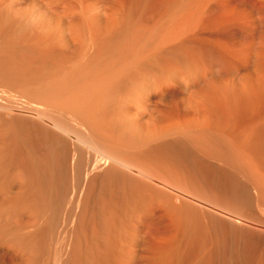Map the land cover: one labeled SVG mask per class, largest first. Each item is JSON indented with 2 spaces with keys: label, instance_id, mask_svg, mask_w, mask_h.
<instances>
[{
  "label": "bare ground",
  "instance_id": "1",
  "mask_svg": "<svg viewBox=\"0 0 264 264\" xmlns=\"http://www.w3.org/2000/svg\"><path fill=\"white\" fill-rule=\"evenodd\" d=\"M41 1L43 2V5L40 4L42 2L38 3L35 1V3H34L35 5L39 6L38 7L40 9L39 12H41V13H38V12L36 13L35 11H32V9H30L29 7L28 8L30 10L28 11L27 6L25 8L23 6H19V4H18V6H16L15 4H17V3L12 4L13 0L12 1L8 0V2H11V4L9 3L10 5L7 3V1L0 0V84H1V86L4 85L3 83H5V84L7 83L6 85L10 84L13 86H17L22 90V92L26 96L25 99L22 100V105L19 106L20 109L14 108V110H17L20 113H8V112L0 111V245L3 248H7V251H9V249L11 251H13L12 253L10 252L11 256L14 255L12 257H15V254H16L17 258H19V259L21 258L20 261H17V262H14L15 260H13L14 264H98V263L102 264L103 261L97 262L98 256H96V254H94L93 252L96 250L103 252L106 247H103L104 250L101 247L106 246V244H107L106 243L104 245L103 243H105L109 239L111 242H109V240L107 242L113 244V240H111V239H114L116 237L115 235L112 237V236L108 235L107 233L105 235V231H107L109 234H112V232L109 231V228L111 230V227H113L114 225H115V227H113V228H115V229L117 228L116 229L117 231L118 230L123 231L124 227L122 229L120 224L122 223V221H124V223H125V221H126V223L128 222L126 219L119 220L120 218L119 219L117 218V216L121 217V215H118L120 213H117L116 209H115L116 212H113V210H112V212H110L111 216L113 217V222H114L113 226H112L113 222H111L110 217L107 216L109 214V212H108L109 208H107V207H109L108 205H110V204L112 205V199L111 198L113 195L112 190H114V189L110 190L109 188L111 187V185L109 184L110 187H108L109 185L106 184V185H108L107 186L108 188L106 187L107 191H108V189L110 191H112V194H110L111 198L108 197L111 199V201H110V199H108V201L111 202V203H109L108 201H104L105 199H107V196H109V195L106 196L105 194H103L104 196H106V197H103V199H101L102 197L100 198V195H99V197L97 196L99 194V192H101V193L105 192V191L103 192V190H104L103 186H106V185H104V184L101 185L102 190L99 188L100 186H98L99 190L95 189L96 186L93 188V189H95V192L99 191L98 193L96 192L97 195H96V193H94L98 197L95 200L98 201L100 199L101 200L100 202L104 201V202L109 203L106 207V204H104V202H103V204L105 205V208L108 209V210L106 209V211L104 210V208H102V207H104V206H102L103 205L102 203H100V206H102V207H98L99 209L94 208L95 210H98V211L104 210L105 212H108L107 215L103 211H102L103 215L101 212H100L101 214L98 213V215H100V217H101L100 218L101 221L103 219L102 216H104L105 218L108 217L106 219L104 218V220H103L104 223H105V221H107L105 223V226H108L107 230L105 229L106 227L103 228V226H102L103 223L98 224V226H100V228L97 229V224L95 223L97 221L95 219V217L97 216L96 211H95L96 215L94 216V218H92L93 216L87 217V215H88V211H87L86 216H84L85 213H84V215H82V216H84L83 218L86 220V217L89 219L91 217L92 218V221L90 219L91 222L96 220L95 222H93L96 226L94 224L93 225L96 227L95 229H97V230L94 229L95 231H93L92 229L94 226L91 223L92 226H89V227H92V229H90L91 233L89 234L88 232H90V231H88L89 229L87 228V225H89V224H87V222L85 223V221L83 219L80 220L79 217L76 218V215L78 214L77 209H78V206L80 205V201L82 200V196H84V195H82V193L84 191V187L87 186V191H88L89 190L88 187L91 184H93V182H96V180L99 177L101 179L103 178L102 181L104 182L105 179L110 178V176L112 175L113 177H115L113 179L116 180V178H117L118 180H120V182L123 181V183L119 182L120 184H125L124 186L123 185L119 186V183L116 185L115 182H117V180L115 181L111 178V180L114 181L113 182L114 184L112 186L116 185L115 187L118 186L119 188H123L125 191L126 189H128L129 184L132 181V180L130 181V176H129L130 172H132L133 174L137 173V175H141L143 177V178L142 177L140 178L141 180L144 179V177H146V179L150 178V179L154 180V182L157 185L152 184L151 180L147 179V181H149L151 183V185H153V187L154 186L159 187V185H161L164 187V189L167 187L168 190L170 188L171 190L175 191L174 193H172L170 195L169 193L172 192L171 190L167 191V189H166V191L165 190L160 191V189H158V187L155 188L154 190L158 189L157 191H160V193L162 195V197H161L162 199H161L158 196L156 197L157 194L160 195L159 192L157 193L156 191L152 190V187H151V190L154 191L155 196L153 194V195H151V199H149L150 198L149 194H152V191L149 190V192H150L149 193L146 191L147 188L145 189V186L142 187L143 184H145V182H147L146 179H144L145 180L144 182H142L141 184L139 183L137 185V183L140 181H138L139 178L137 177V175L134 174V178L135 179L138 178L137 180H135V181H138L135 183L136 188L139 187V185H141V187H142V189H141V187H139L140 189L138 188L139 190H137V193L138 192L139 193L137 195L139 197V195H141V192H143L144 195L143 194L142 195L144 196V198L141 195L140 197H142V199L139 197L140 199L137 201L138 197H137L135 192H134L133 196L130 195V197H129L128 194H125L124 191H122L123 189L122 190L120 189L123 193L121 196L122 200L121 199H119V200L124 202L125 201L124 199H126L128 196V198H130V200H128V198H127L126 200H128V201H126V202L129 203V201L132 202L131 199L137 198L136 201L138 202V204H136L137 202L135 201V199L132 203L135 202V205H137L139 207L141 206L140 208L135 207V205L132 204L134 207L133 208L131 206V203L127 204L126 202H124V204L126 203L127 205H130L134 211H137L135 209L138 208V211L135 214H138L139 216H141L142 214L144 215V213L147 212V209L153 208V207H151L150 202L155 201V199H154L155 197H156L157 201H155L154 203L152 202V206L154 205L153 209H157L155 206H159V205L161 206L162 205L160 203L157 204L158 198H160L161 200H163L162 202H164L163 198L166 196L165 192H169V193H167V196H166L167 198L165 197L167 199V200L165 199V204H167L168 202L170 203V201L174 197H175L174 198L175 200L174 199L173 200L176 201V199H178L182 196H186V197H182L183 199L181 198V200L184 202H186L185 200H187V202H188V199H189V202H191V205H187V202H186V205L183 204V206H181V208H178L179 205H182V203H183L180 199H178L177 202L180 200L182 203L180 202V204H179V202H178V204H179L178 206H174L175 204L171 205V203H170L171 207L169 204H168L169 206L166 205V206L170 207L169 208L170 211L172 210V212H170L168 210V212L166 213V210L168 209V207L165 209V207H163L165 205L163 204V206H161L162 209H165V212L163 215L166 214V217L170 216V220L171 219L177 220V218H178L177 216H179V215H181V216H179L180 220L185 219L186 216L189 217L190 213L193 214L192 211H193V209H195L193 207L198 208V204L200 203L199 205L200 206L204 205V207H206L205 208L206 210L210 209L212 211L214 210V212L216 211V213H213V212L211 213V212H209V210H207V213L209 212L210 214L208 213L209 215H208V217H206V219H210L209 220L210 224H211L213 230L216 232V234H218V236H216V237L213 236V238L214 237L216 238L215 241H213L214 239L209 234V233H211V229L209 231V227L207 226V223H204V224L207 227V229H206V227H205V229L208 230L209 233L206 230L202 229V228H204V226H202L203 221L199 219V218H202L204 220V218L202 216L197 218L200 221H198L196 219V216H195V219H192V216L189 218L188 217L186 218L187 220L190 219L189 223L187 222L189 225H193L194 222L197 220L200 224H197L196 223L197 221H196L195 222L196 223L195 225H197L196 227H198V226L200 227V225L202 227V228L198 227V229L195 227V229L197 231L195 229H194V231L197 233V235H196V233L192 232L193 235L194 234L196 235V236L194 235V238L191 236L193 239H191V237L189 236L191 234V231L193 228H191V226L187 227L188 226V224L186 223L187 220L186 221L182 220L185 222H183L181 225H180V223L177 225V223H175V221H173V222L178 227L182 226L183 224H187V226L184 225V227L186 226L188 232L191 230L189 232V234H187L188 232L186 229L182 230L181 227H179L181 229L172 228L174 231L176 229L177 231L182 230V232H184V234L186 232V234H187L186 239L190 237L192 242L195 240H196L195 242L199 241L198 235L200 236L199 233H201V232H202L201 238L205 237V238H203V239H205V242H207V240L208 241L211 240V239H207V238H209V237L212 238L213 239L212 241L215 243H213V245H211L210 242H207V244L210 246H214V244H215L216 248L214 247L215 248L214 249L212 247V249H214L213 251H215L216 255H219V259H218V257L214 256L217 258L216 262H218V260H220V258H221L220 256H222V259L225 258V260L223 259L224 260L223 264H225V261H227V260H228V264L229 263L230 264H232V263L233 264L234 263H236V264H249V263H254V262L256 263L258 261V260L254 261V260L258 259L256 257V255H255V257H256L255 259H253L252 257L250 258V255H248L247 252H246L247 255L244 253V251L241 253L239 251L240 249L237 250L238 247L236 248V246L240 245L238 243L242 242V240L247 236V235H244V232H246V230L243 229L244 227H246L245 225L247 224L246 228L249 231V232L247 231L246 233H251L252 229L250 230V228L254 227L252 225L248 226V223H246V222L249 219H250L249 221L257 219V218H255L256 216L252 217L254 219L250 218L247 215V213L250 211L255 212L257 209L256 207H258L257 206L258 202H260L259 204L264 203V202L261 203V199L264 198V197H262V196H264V194L258 195V194L253 192L254 190H252V188H254V184L249 179L247 172L244 168V165H246L248 162L246 164H245V162L241 163V162L245 161V156H249V155H247L250 152L249 148H251V150L252 149L258 150L260 152V154L263 155V158H261L262 156L260 158L264 160V119H262V120L260 119L262 116L264 117V114L260 112L262 116H258V117H260V118H258L254 114L255 113L254 111H256V109L258 110L257 107H254V109H255L253 111L254 113L251 112L252 110L251 111L249 110L251 112L252 116L254 117V115H255V117H257L259 119L258 121H261V122H258L256 124L254 121H256L257 119H255L253 122L256 125L254 123H253L254 125L251 123L253 125L251 127L252 128L254 127V128L250 129V131H248V127H247L248 122H247L246 123L247 125L246 126L243 125V127H245L244 129H246L245 133L248 131V133L250 132L251 135L249 133V135L248 136L246 135L247 136L246 137L245 133H243L245 139L243 140L242 139L243 136H242V138H241L242 141H239L240 139L238 137H237L238 140H235L236 138L232 139L235 136V135H233L232 130L235 129L236 131L235 130L234 131L236 133L238 131V128L234 127V129H232V130L228 129V131L226 129H227V127L229 128V126H231V123L235 124V121H236L235 119H237L238 117L234 118L235 121L233 119H230L229 117H227V119H225V117L230 115L231 113L232 114L234 113L233 116L230 115L233 118L234 116H237L240 112H238V114H236L237 110L231 109V110H233V112H231V110H229V109L227 110V107H228L226 105L227 100L224 99V101L226 100L224 102L223 101L224 97L223 98L221 97L222 93L218 92L219 97L222 98V101L225 104V105H223V103H222L223 107L225 106L226 110L228 112L230 111L229 112L230 114L228 112H227L228 114H226V112L223 111V113H225L223 115H226V116L221 115L220 117H218V114H216L217 112L215 111L216 112L215 114H216L218 119L221 120V117H224V118H222L223 121L226 120L225 122H223L224 124L220 123L221 122L220 120L218 121L222 125H226V124L228 125V126L226 125V127L223 126L224 129L222 128V125L220 126L218 124V122L216 124L212 123L213 125H207V124H210V123L206 124L207 121L205 122V120L207 118L204 119V122H205V125H204L203 124L204 122L200 121L201 119L203 120L202 117H201V119L200 118L198 119L200 123L202 122V124H198L199 122H196V120H197V117H196V120L195 119L193 120L196 122V124L194 123V125H191V124H193V122L191 120L193 118L189 117L190 123H188L186 120V122L184 124H186L187 126L182 127L180 125H182L183 123L182 124H180V123H181V121H184V119L182 118V120H180V122H178L177 119L179 116L177 115L176 122H178V123H176L174 117L177 113H174V115L166 114V116L167 115L171 116V117L173 116V119L171 118V120H174L175 123L172 121L173 123L169 124L170 121H168L167 122L168 124H166V118L167 117H165V115H163L165 117L163 119H165L164 121H165L166 125L164 123H163V125H160V123H159V125L161 126V128H159L160 126L158 127L159 130L156 129L155 131H147L146 134H143L141 136L140 133L143 130H148V128L146 126H144V124L142 123L143 122V121H141L142 118L140 119L139 118L140 116L138 117L139 114H137L135 116L133 114L132 117H128V113H127V115L125 114L126 118L121 116V114L123 112L119 115L117 113L118 111L115 110V108H118V107L114 108V105L118 103L115 100H118V99L123 100L124 97L127 98L126 96L122 97V95H125V94H127V92H129L130 94H133V95H135V97H137V98L132 97L129 94V97L131 99L136 100V101L135 100L133 101V102H136V104L135 103L133 104V105H135V108L138 109V106H136V105H137V103H139L138 105L141 106L140 110L142 112L143 109H141V108L143 106H145V107H143L144 111H145L149 107L146 104H153L156 102L157 99L156 100L154 99L155 102L152 101L153 103L145 101V102H148L145 104L141 100H144L146 97L148 98L149 95H150L149 97H152L151 95H153V94L151 92V89L158 90L159 93H161L163 91L162 87L166 89L167 85L165 86L164 84H168V83H170V81L172 83L171 78H172L173 74H175V76L173 75V78H175L177 76L176 73L179 74V72H180V74H179L180 76L184 75L182 77L178 76L179 77L178 79L176 77V79H174V80H177V81H181L183 79V77H184L185 81L192 79V77H193L195 80L194 79H192V80H194L196 82L197 80L199 81V79L201 78L202 84L204 85L203 88L204 89L208 88V86H209V88H211V90L209 92H215L216 91L218 86H220V84L222 83V81L220 80L221 78L219 79L221 82V83L219 82L220 83L219 85L216 82H214L217 80L212 81L211 77H210L211 80L207 77L209 79L208 81H210V83H208L207 81L204 82L205 79L207 80V78H205V76L207 75L206 73L208 71L206 69V65H205L206 59L204 58V62H202V60H201V63H203V64H202V66L198 67L201 64L199 61L200 59L195 57V56H197L196 54L198 52L197 53L194 52V50H192V49L195 47L192 46L193 48L191 49V51H192V53L194 52V54H193L194 59L193 58L192 59L194 61H198L199 64L198 63L196 64L194 62L196 64V67H195L194 63H190V62H193L190 59V56L192 55V53H189V52H191L190 49L187 50L189 52L185 51L186 53L184 52V49H183V48H185L183 46H186L185 50L188 49L190 43L187 42V44H189V45H186L185 44L186 42L183 43V41L185 40L183 38V36H181V38H183L182 39L183 41H181L182 44L178 40L175 42L173 40L174 44L172 45L171 44L172 42L169 44L171 46H174V47H170V46H167V45L162 43V41L165 42L166 39L161 40L159 43H158V40L156 43H155V40H152L153 38L155 39V37H156L154 35L155 30L153 28L154 33L152 31V33H153L152 35L155 37L152 36L153 38H151V37L150 38L154 43L151 40L146 39L144 36V38L148 41V44H142V43H144V41H142L143 37L141 38L140 33H139L141 31H137V29H136V27H138L140 25H137L135 23V27L134 26L132 27L131 25L128 24L129 28L130 27L132 28L131 30H129V28H127L128 25H126V27L123 26V27H125V30H122L124 28H122V29H121V27L119 28V26H121L119 24L120 19H121V21H124L122 19H124L126 17L125 13L128 11V8H127L126 12L124 11L125 12L124 18L123 17L120 18L121 16H118L120 10L117 12V9H116V11H115V9L111 10V13L108 12V16H106L107 14L105 15L104 14L105 12H104L103 17L106 16V18L107 17L108 18L106 19L107 23L106 24L104 23V25H103L101 21L104 19L101 20V15H100L101 12H94L93 13V11H92V14H91V11H90L87 13L88 16L86 15L85 12H87V10L85 9V7H87V6L84 4L85 2L83 0H82L83 3L80 0H77L79 3H81V5L77 4L75 0H41ZM4 3H7L8 6H6ZM132 4H134V2L131 3V5ZM4 5L7 8L9 7V10H7V8ZM129 7H130V5H129ZM176 8H174V9L176 10ZM84 9H85V11H84ZM90 9L93 10L91 7H90ZM90 9H88V10H90ZM131 9H133V8H131ZM179 11H180V9H179ZM128 12L133 13V10L128 11ZM192 13H194V12H192ZM89 14H90V17H89ZM116 15L118 16L117 17L118 20L116 18ZM120 15H123V14H120ZM131 15L129 16V18L131 17ZM173 17H175V16L173 15ZM177 17H178V15H177ZM189 17H191V16H189ZM86 18H88V19H86ZM126 18H128V17H126ZM166 20H168V19H166ZM169 20H171V18H169ZM169 20H168V22H169ZM179 20H181V19H179ZM129 21H130V19L126 22H129ZM171 22L172 21H170V23ZM187 23H188V19H187ZM130 24H132V22ZM168 26H167V29H168ZM170 26H171V24H170ZM140 28H142V26ZM185 28H187V27H184V29ZM133 29L136 31L135 33H137L136 35H138L139 41L141 39V42H142L141 45H140V43L137 42V44H136L137 47H135L133 44L131 45V42L130 43L128 42V44H127V41H128L127 38H129L128 36L133 34L132 36H130L132 39L129 38V39L133 40V43L135 41V38H137V37H134V30ZM142 29L144 30V28H142ZM155 29H157V28H155ZM160 29H162V28H160ZM160 29H159V31H158V29L156 31H158L160 33L167 31V30H164V28H163V31H160ZM184 29H182V32ZM151 30H149V31H151ZM86 31H89L87 33L90 34L89 37L91 38V41H92V42L90 41V44L93 43V45H97V46H95L96 50L93 54H90V51H91L90 46H93V45H89L90 51H88V49H87L88 45H87L86 40H87V38L89 40V37L85 36L87 34ZM130 31H132V34H130L131 33ZM177 31L179 32V30H177ZM128 32H129V35H128ZM144 32H143V34H144ZM182 32H180V33L182 34ZM157 33H155V34H157ZM167 33L165 35H167ZM143 34H142V36H143ZM150 34H151V32H150ZM179 34H178V36H179ZM183 34L185 35V33H183ZM145 35H147V33ZM172 36L174 37V35H172ZM176 36H177V34H175V37ZM169 37H171V36H169ZM70 38L75 40L74 46H72V44H70L71 43ZM148 38H149V35H148ZM163 38L160 37V39H163ZM179 38H180V36H179ZM181 38H180V40H181ZM93 39H95V40H93ZM125 39H127V40H125ZM120 40H123V41L120 42ZM146 40H145V43L147 42ZM137 41H138V39H137ZM149 41L153 43L152 44L153 47L152 48L150 47L149 50H148L149 47L148 48L146 47L147 49L144 48V50L145 49L146 50H145V52H143L144 51V50H142L143 47L150 45ZM179 42H180V45H179ZM123 43H125V44H123ZM160 43H162V44H160ZM175 43H177V44H175ZM88 44H89V41H88ZM166 44H167V42H166ZM183 44H185V45H183ZM192 44L195 45V43H193V42H192ZM128 45H129V47L131 46V48H128ZM138 45H140V46H138ZM178 45H179V47H183L180 49L183 50V51L182 50L181 51L183 52L182 54H184V56L180 55L181 53H180V49H179ZM132 46H134V47H132ZM140 47H142V49ZM175 47H177V48L175 49ZM93 48L94 47H92V49ZM189 48H191V45ZM121 49L124 50V52L122 51L123 56L122 55L121 56L122 57L125 56V58H124L125 60L122 58L123 60L122 61L120 60L121 61L120 62L119 60H116L114 58L116 60L115 61L116 65L112 64V62L111 63L105 62L107 64L109 63L108 64L109 66L105 67V65H104L105 63H103V60L106 59V61H108L109 56H110V59L112 58L111 56L116 57L115 54L118 53L117 50H119V52H121L120 51ZM195 50L197 51V49H195ZM222 52H223V54L225 53V51H222ZM165 53H166V55H165ZM169 54H171V55H169ZM186 54L188 55V57L185 56ZM189 54H190V56H189ZM167 55H169V56H167ZM117 56H119V53ZM121 56H120V58H121ZM163 56L164 57L166 56L168 58L170 56L171 57L173 56L174 60L176 59V57L179 58V56H180L181 58H179V59L180 60L182 59L181 62L186 61L187 66H185L184 64H180V63L174 64L175 67H173V68H175V71H176V69H178L177 71H179V72L176 71V73L170 74L169 72L171 70L169 69V65L166 64L168 67L165 65L166 72H164L165 69L163 67L164 65H162V64H165L164 61H166V60H164V59H167V58L163 59ZM193 56H191V57H193ZM219 56L224 58L223 56H221V54ZM242 56L243 55H241V57ZM106 57H108V59ZM171 57L169 58V60L171 59ZM182 57L183 58L187 57L188 60H186L187 58L186 59L184 58L185 59L184 60ZM120 58L118 57V59H120ZM236 58H238V57H236ZM236 58L234 57L235 60H236ZM256 58H255V61H257V59H260V58H257V59ZM160 59H163L164 61H161ZM177 59L173 62L177 63V61L179 60V59L178 60ZM246 59H247V57H246ZM171 60H173V59H171ZM180 60L178 62H180ZM219 60H221V59H219ZM224 60L225 59H223L221 61L223 62ZM227 60L228 59L226 58V62L224 61L226 63L225 66L230 65V64H228ZM229 60H231L229 62L233 66L235 64V63L232 64L233 62H235V60H233V54H232V59L229 57ZM117 61H119V63ZM239 61H240V59L238 60V63H240ZM255 61L252 62L253 66L255 65V67L258 69L262 68L261 67L262 64H260L261 61H259V60H258V62H255ZM113 62H114V60H113ZM162 62H164V63H162ZM188 62L190 64H193L195 70H194V68L193 69L191 68L193 66L188 65ZM224 62L221 65L222 67H224L223 69H226L228 67L230 70L233 69V67L231 65L230 66L232 68H230V66H228V67L223 66ZM170 63H168V64H170ZM100 64H102V66H104V68H101ZM177 65H179L178 68L176 67ZM180 65H182V66H180ZM238 65L236 64V66H238ZM236 66L234 65V71L239 74L240 72H237V70L239 71V69H237L238 67H236ZM182 67H185V69L187 67H190V69L188 68L189 70L186 69V72L187 73L189 72L188 74H190V72H191V78L189 77L188 74H185L184 68L182 69V71H183V74H182V71H180ZM201 67H203V68H201ZM196 68H197V70H196ZM139 69L140 70L143 69V72L146 69L145 72H146V74L149 72L148 74L150 75V78L147 77V76H149V75H147L146 76L147 78H145V80H144V76L142 75L144 73L139 72L138 71ZM160 69H162L163 71H161ZM171 69H172V66H171ZM200 69H205L204 70L205 72L202 70L200 72ZM229 69H228V71H229ZM255 69H254L255 72L259 71V73L264 74V72H262V70L264 71V69H262L261 71L258 69H256V70ZM91 70L92 71L97 70V72L96 71L92 72ZM156 70L161 71L160 73L164 72L165 75L164 76L161 75L162 77H159L160 73H157L159 71H156ZM173 70L171 72H173ZM191 70L192 71L194 70L193 72H196V74L194 73L195 74L194 76L196 78L192 75L193 72ZM226 70L222 71V74H221L222 76H223V72H225ZM155 71H156V73H154ZM234 71H232V73ZM151 72L153 73V75L159 74L156 77L157 80L153 78V77H155V75L154 76L151 75L152 74ZM203 72H204L205 76L202 75ZM235 72H234V74H235ZM137 73H140V75H142V77L140 76L141 80L143 79L144 81H146V80H148V78L149 79L152 78V80L154 79L155 81H157V83H155V81L153 80L151 82L152 83L154 82L155 86H153L154 84H152L151 82H150L151 83L150 84L149 82H144V81H141V83L139 84L138 80L140 81V78L138 77L139 74H137ZM166 73L168 74V77L171 76V78H168L166 76L167 75ZM229 73L227 74V76L230 75ZM238 74H237L238 78L240 76H243L242 73H240L241 74L240 76ZM197 75H200V78H197ZM247 75H249V73ZM222 76H220V77H222ZM256 76H259V75H257V73H256ZM223 77L226 78L225 76H223ZM260 77H263L262 80L264 81V75L263 76L260 75L257 78V80H259V84H260V80H261V79H259ZM159 78H161V79L159 80ZM243 78L247 82L249 80V78H253V76L248 77L247 80H246V77H243ZM131 79L133 80L132 81L133 85L131 83H128L129 85L130 84L132 85V87L131 86L129 87L127 82H128V80L131 81ZM166 79L168 81L169 80L170 81L168 82V81H166ZM227 79H228V77H227ZM240 79H241V77H240ZM240 79H239V81H241V83H242L244 80H240ZM225 80L226 79H224V81ZM250 80H252V79H250ZM255 80L253 79V81H255ZM257 80H256V82H258ZM148 81H150V80H148ZM164 81H166L168 83H165ZM190 81L189 82L186 81L187 83H185L184 81L182 82V83H185V86L187 85L185 88H187V87L189 88L192 85L190 88L193 90V87L196 86V85L194 86L193 84H197V86L200 85V84H198L199 82L195 83L193 81L194 82L193 83L191 81V83H193V84H190V86H189L188 84L190 83ZM227 81H228V84L226 85V87H228L230 84V82H229L230 78H229V80H226V83H227ZM232 81L233 80H231V82ZM253 81H250V82H253ZM175 82L176 81H173L174 84H175ZM212 82L217 84L218 86L213 84ZM145 83L147 85H145ZM148 83H149V85H148ZM204 83L208 84V86L206 87V84H204ZM243 83H245V82H243ZM262 83L263 82H261V84ZM223 84L224 83H222L221 85H223ZM235 84H236L235 82H234V84L233 83L231 84L233 86V88H235ZM237 84H238V81H237ZM261 84H260V86H261ZM214 85L216 86V89H215ZM145 86H148V87H145ZM224 86H223V88L220 87V91L222 92L223 89H226L229 92L230 86L228 87L229 89L224 87ZM241 86L244 87V85H241ZM260 86L256 87V89H255V87H254V89L252 88L254 93L250 92L251 96L246 95L244 97V99L245 98L247 99L248 96L251 98L252 94L256 95L258 92L257 88H260ZM263 86H264V83H263ZM236 87H239V86H236ZM246 87H248V83L244 88L241 87L242 90H240V88H238V89L240 90V92H242V91L244 92L246 90H243V89H245ZM124 88H128L130 90L127 91L125 89L126 90V91L124 90L125 93L121 94L120 92ZM145 88H146V90H145ZM147 88H149L150 91H147V90H149ZM188 88H187V91L190 90ZM196 88H197L196 90H198V87H196ZM213 88L215 89V91H213L214 90ZM233 88H231V89L234 90ZM250 88L251 87L249 86L248 89L250 90ZM261 88L264 89V87H262V86H261ZM236 89L237 88H235V90L233 92L237 91ZM263 89H261V90H263ZM200 90H201V88L199 89V91ZM254 90L257 91L256 94H255ZM0 91H2V90H0ZM141 91L142 92L147 91V92L142 93ZM158 91H156V93ZM217 91H219V89H217ZM217 91H216V93H217ZM250 91H252V90H250ZM117 92L120 93L122 98H120V95H117V97H115ZM149 92L151 94H149ZM193 92H195V91H193ZM223 92L228 93L227 91L226 92L223 91ZM240 92H237V94L238 93L240 94ZM259 92H258L259 95L258 94L257 95L261 97L262 95H260L261 93H259ZM113 93L115 95V96L113 95L115 97V100H114V98H112ZM119 93H117V94H119ZM141 93L145 94V95L148 93L149 95L146 97H145V95H141V96H143V99H142V97L140 96ZM153 93L156 94L155 91H153ZM159 93L156 95H158L157 98H159V99L161 98L159 102L162 105L164 103V101L162 102V100L165 96L161 97L162 93H161V95ZM202 93H203V95L201 94L202 96L205 95L208 98L212 99L211 101H210V99L207 100V104L209 102H211V103L214 102V105L212 104V105H210V107L216 106L215 103L217 101L215 100V97H218V95L216 93L215 94L217 96L213 95V93H212V95L210 93L211 96H209L208 92L205 93V90L203 91V89H202ZM247 93L244 92V94H247ZM262 93H264V92H262ZM163 94H166V92H163ZM188 94L191 95L192 92L190 93L188 91ZM196 94H200V93L198 92ZM220 94H221V96H220ZM229 94H230V92H229ZM231 94L233 95L234 93H232V91H231ZM231 94H230V97L225 96L228 94H223V96H225L226 98L228 97L227 98L228 102H231V100H232ZM237 94H234V95H236V97L234 98V101H235V99L237 100V101H235V102H238L237 108L238 107L240 108L241 104L238 106L240 97L237 98L238 97ZM244 94H241V95H244ZM159 95H160V97H159ZM200 96L197 95V97H200ZM212 96H214V97H212ZM139 97H141V99ZM190 97H192V99H193L194 95H191ZM190 97H189V99H190ZM256 97H254V98H256ZM262 97L260 99L258 97L259 101L264 98V97L263 98ZM111 98L114 101V105H112V102H111V104H109V101ZM130 98H129V101H130ZM194 98L196 101L199 100V102L197 101L198 104L201 103L200 100H202V102H205V100H203L202 97H200L201 99L200 98L197 99L196 97H194ZM204 98L206 99V97H204ZM221 98H218V99L220 100ZM127 99H125V100H127ZM148 99H150V98H148ZM258 99L256 98V100H258ZM122 100L119 103L121 104V102H122L123 105H124V103H127V101H128L127 100L125 102V100H124V103H123ZM240 100L242 101V99H240ZM245 100H244V102H245ZM248 100H250V99L248 98ZM193 101H194V99H193ZM241 101H240V103H241ZM253 101L255 102V100H253V98H251V102H253ZM259 101H257V102H259ZM130 102H128L127 104H129ZM133 102H131V103H133ZM157 102H158V100H157ZM235 102H233V103H235ZM246 103H250V102H246ZM142 104H144V105L142 106ZM198 104L195 103L196 106ZM203 104H200L201 106L198 105V106H200L198 108L199 109L202 108L204 106ZM257 104L252 103L250 105L255 106ZM110 105H112V106H110ZM123 105H122V107H123ZM155 105L153 104L154 109H155V107L158 106V105L157 106H155ZM187 105H189V104H187ZM187 105L185 108L188 109ZM222 105L220 103V106H222ZM248 105H247V107H248ZM250 105H249V107H250ZM259 105L261 107H263L261 105V103H259L258 106ZM124 106H126V105H124ZM127 106H126L127 108H131L130 104ZM146 106H147V108H146ZM192 106H193V104H192ZM192 106L190 108L194 109V107H196V106H194V107H192ZM217 106H219V105H217ZM244 106H242V107L245 108L246 106L245 107ZM111 107H112V109L114 108L113 112H112ZM151 107H149V109H151ZM159 107H160V104H159ZM206 107H209V105L206 106V104H205V108ZM233 107H234V105H233ZM261 107H260V109H261ZM198 108H197V110H198ZM205 108L203 107L204 110L203 109H201V110L203 112H205ZM213 108H214V110H217V109L221 110V112L218 110L217 111H218V113L220 112L222 114V108H217V109H215L216 107H213ZM228 108H230V107H228ZM241 108H240V111H241ZM243 108H242V110H243ZM132 109H133V107H132ZM156 109H158V108H156ZM156 109L152 111V115H156V114H153L154 111H155L154 113H158V111H156ZM164 109L166 110V108H164ZM210 109H212V108H210ZM249 109H252V107H250ZM121 110L122 109H120L119 113L121 112ZM159 110H160V108H159ZM165 110H163V112H165ZM197 110H195V111H197ZM207 110H209V109H207ZM246 110H245V112H246ZM259 110H258V113H259ZM262 110H264V108ZM129 111H131V110L129 109ZM167 111L168 110H166V112ZM179 111L180 110H178L177 112H179ZM202 111H201V114H202ZM183 112H185V111H183ZM198 112H199V110H198ZM210 112H212V111H210ZM262 112H264V111H262ZM125 113H126V110H125ZM148 113H150V112H147V114ZM160 113H161V111H160ZM160 113H158V114H160ZM220 113H219V115H220ZM171 114H173V113H171ZM178 114H180V113H178ZM196 114H197V112H196ZM208 114H210V113H208ZM213 114H214V112H213ZM251 114H249V115H251ZM122 115L124 116V113ZM157 115H156V117H157ZM202 115H204V114H202ZM207 115L205 113V116H207ZM197 116H199V114ZM156 117H153L154 122L157 121ZM207 117L209 118L210 115H208ZM253 117L250 116L249 118H251V120H253L252 119ZM160 118H158V119H160ZM148 119H147V121L149 122ZM209 119L211 120V117ZM167 120H168V118H167ZM210 120H209V122H210ZM228 120L229 121L233 120V122L230 121L231 123H229L230 124L229 125L227 123ZM161 121H162V118H161L160 122ZM239 122H241V121H239ZM244 122H241V123H244ZM156 123L157 122H155L153 124L154 128L157 127V126L155 127ZM236 123H237V121H236ZM238 125L239 124H236V126H238ZM238 127H240V125ZM243 127L241 128L242 131H244ZM230 128H233V127H230ZM249 128H250V125H249ZM225 130L227 132H229V130H230L232 135H231V133L228 135ZM242 131H240L239 133L242 134L241 133ZM193 132L197 133V137L199 134L200 135L199 138L202 137L203 139L200 138L202 140L199 139L200 140L199 141L198 138L196 137L195 138L196 141L198 140L199 142L197 141L196 143H194L195 140L193 141V143L190 142L189 141L190 138L188 139L186 137L188 136V133L195 135ZM183 133H185V134L187 133L186 134L187 136L185 134H184L185 136L183 135L184 137L182 136L185 140L188 139L187 142L181 141V138H182L181 135ZM248 133H246V134H248ZM190 135H189V137H190ZM193 135L191 137H194ZM230 135L233 137H231ZM118 136L119 137L121 136L120 138L123 137L122 138L123 140L120 139ZM170 136H175V137L177 136L176 137L177 140H178V136L181 137L180 140H178L174 143L172 142V145H170V144H168V145L172 146V150L175 152V157H176V159L177 158L179 159V162H180V160L182 162L184 160L183 163H185V162L187 163V164L185 163V165H184V166L187 165L185 168H187L189 165V167L186 169L187 173H184L183 169H182V171H183V173H182V171L180 170L181 167L179 166L180 167L179 168L177 166L178 164H176V162L174 160H172L176 164L175 165L173 163L174 167L175 166L178 167L179 170L176 168L175 169L172 168V165H173L172 161L167 160L166 156H165L166 159H164V160H167L168 162L171 161V165L165 161V163L168 166H166V165L164 166V164H161V166L162 165L163 166L159 167V161H163L162 155H165V154H162L161 157L158 156L161 159L158 162H156L158 166L156 165L155 162H150L152 160L151 154H150L151 152L150 153L148 152L150 154V156H149L150 158L146 154V151H150L151 150L150 147H152L151 145H153V144L155 145V143L161 144L162 148L161 147H159V148H161V153H163L162 149L165 148V147H163V145L166 146L165 141ZM172 139L170 140V142L175 140V139H173V140ZM156 146H154V147H156ZM148 147L150 148V150H144L143 149V148H148ZM154 147H153V151L156 150V148H157V150H156V152H157L158 146L155 149H154ZM188 147H193L195 149V150L193 149L195 151V153H194L195 155L192 156L191 154L190 155L188 154ZM244 147L246 150L248 148L249 151L244 150ZM240 148L242 149L240 152H243V150L245 151V152H243V154L248 152L246 155L244 154V160L243 161H242L243 154L240 153V154H242V157H240L241 155L238 154ZM165 149L163 151L167 150V149L166 150ZM170 150H171V148H170ZM193 150H192V153L194 152ZM153 151H152V153H153ZM142 153H144L146 155L144 156V154H142ZM168 154H170V151L168 152ZM168 154H167V156L169 158ZM142 155L144 157H148L151 160L148 161L147 158L144 159V157ZM156 155H157V153H156ZM156 155H155V157H157ZM172 157H174V156H170V158H172ZM153 161H154V158H153ZM155 161H157V160H155ZM163 162H161V163H163ZM215 162H216V164L220 163L221 167L215 165L214 164ZM261 162H262V160H261ZM181 163H180V165L183 164V163L182 164ZM107 164H109L110 167ZM105 166L106 167L108 166L109 168L107 167L108 169L106 168L107 170L104 171L103 174H100L98 176H92L94 171L95 172L98 170L101 171V169L104 170ZM262 166H263V164L261 163V166L259 165V168L261 169ZM263 169H261V171H263ZM101 172H103V171H101ZM132 173H130V175ZM261 173L262 172H260V175L258 176V178H259L258 181L261 180V182H262V180L264 181V178L260 179V177L262 176ZM106 175H108L107 176L108 178H104V177H106ZM263 177H264V175H263ZM134 178H131V179H134ZM111 180H108V181H110V183L112 184ZM125 181H127V183L129 181V183L127 184L128 185L127 188H126V186H127L126 183H124ZM107 182H105V183H107ZM132 182H134V180ZM149 182H148V189L150 186ZM258 184H259V186H262V184L261 185H260V183H258ZM263 185H264V183H263ZM130 186L132 187V189L129 187L128 191L133 190V187H135L132 185H130ZM91 188H90V190H91ZM159 188H162V187H159ZM257 188H260V187L257 186ZM262 188L264 189V186ZM143 189L145 191H143ZM134 190H135V188H134ZM257 190H258V192L261 191L259 194L263 193L261 188L257 189ZM257 190H256V192H257ZM87 191H86V193H87ZM118 191H119V189H118ZM128 191L126 193H128ZM116 192H117V190H116ZM162 192H164L163 193L164 195L162 194ZM90 193L88 192L86 194V196H88V194H90ZM109 193H111V192H109ZM130 193L133 194L132 191ZM146 193H148V194H146ZM92 194H91V196H92ZM114 194L116 196V193H114ZM255 194L258 195L259 197L261 196V198L258 199L260 201H257ZM103 195L101 194V196H103ZM117 195L119 196V193ZM125 195H127L126 198L123 197ZM145 195H147V196H145ZM86 196H84V197H86ZM115 196L113 198H117ZM258 196H257V198H258ZM152 197H154V198H152ZM90 198H88V200ZM118 198H120V196ZM145 198H146V200H143ZM184 198H187V199L184 200ZM86 199H87V197H86ZM147 199H149V200H147ZM152 199H154V200H152ZM190 199L193 201H190ZM114 200H113L114 206L116 207V205L119 204V203H117L119 200L118 199H114ZM84 201H85V198H84ZM141 201L144 204L146 201V204H147V206H145L146 208L149 205H150V207H148L147 209L144 208L145 210L142 209V214L140 215L141 211L139 209L144 207L142 204H140ZM89 202H90V200H89ZM115 202L117 203L116 205H115ZM122 202H120V206H121ZM148 202H149V204H148ZM195 202H197V204H196L197 206L195 205ZM93 203H95L94 200H93ZM155 203H156V205H155ZM95 204H97V202ZM124 204L122 203L123 206H121L120 208L123 207V209L120 211L125 212L128 210L127 212H131L132 209L130 208V206L129 207L127 206V207L130 208L131 211L129 209H127V210L124 209V208H126V207H124L126 204L125 205ZM201 204H203V205H201ZM184 205H185L186 209L188 208V209H192V210H190V211L185 210ZM263 205H261V208H264ZM97 206H98V204H97ZM114 206H113V208H114ZM159 207H158L157 211L160 212L162 210H161V208L159 209ZM172 207L173 208L177 207L178 209L183 208L188 213H186L187 214L186 215L184 210L180 211V210L176 209L177 211L181 212L179 214V213H177L176 210H175L176 211L175 212L174 211L175 208L173 209ZM100 208H102V209H100ZM201 208L202 207H200L199 211H198V209H196L194 211H196V212L198 211L200 213V210H201L204 212L205 210H203ZM258 208L260 209V205ZM92 211H94V210H92ZM144 211H146V212H144ZM151 211H152V209H151ZM151 211H149L148 214H150ZM153 211H152V213L154 214L155 211L154 212ZM217 211H219V213H217ZM260 211L263 212L264 209L260 210ZM123 212H121V213L124 214ZM162 212L159 213L160 214L159 216L163 221L164 219L161 217ZM173 212L177 216H175V214ZM196 212H194V213L196 215L200 216V214L196 213ZM220 212H222L223 214L224 213L230 214V216H236L239 218H241L240 216L245 214V215H247V216H244L246 218H244L242 216V219H246V220L248 219V220L246 222H244L242 220L243 223L242 222H236V220L238 221V218L236 219L235 217H233L231 219L230 216H227L225 214L227 217H229V218H226L228 220V222H226L227 221L226 219L220 218L222 216H220V215H219V217L217 216V214H221ZM115 213H116V215H115ZM172 213H173L172 216L174 217V219L171 217ZM182 213H184V214H182ZM205 213H204V215L207 216ZM113 214L116 216L115 218H117L120 221V224L116 225V223H119V222L117 221L115 223L116 219L114 218ZM127 214L128 213H125L124 218ZM261 214L259 215L260 218H258L257 221L262 220L261 218L264 217V216L261 217L262 215H264V214H262V215ZM138 215H136V217H139ZM157 215H158V213H157ZM182 215H185V217H182ZM201 215H202V213H201ZM252 215H250V216H252ZM145 216H146V214H145ZM148 216H152V214L147 215L145 217L146 219L142 216L141 217L144 218L143 220L147 221V220H149V218L147 219ZM159 216H157V217L154 216V217H155V219H157ZM126 217H127V219H129L128 218L129 216H126ZM130 217L132 219L136 218L134 216V212H133V215H131ZM141 217L138 219H140L139 221H141V224L144 225L142 228L145 229L147 226V223L142 221ZM180 217H182V218H180ZM193 218H194V214H193ZM76 219L78 220V222L80 220V222L75 223ZM93 219H95V220H93ZM100 219H98L99 220L98 223H100ZM191 219L195 220V221L192 222ZM222 219H224L225 221ZM230 219L232 221L234 220V222H236V224L234 222L230 221ZM135 220H133V221H135ZM239 220L241 221V219H239ZM108 221H110V222H108ZM133 221H130V222L133 223ZM136 221H138V220H136ZM182 221H180V222H182ZM257 221H255V223H257ZM173 222H170V223H173ZM74 223H75L76 227H74L75 226ZM88 223H89V220H88ZM107 223H109V224H107ZM124 223H122V224H124ZM128 223H127V225L129 226ZM132 223H130L131 224L130 226H132L134 224V223L133 224ZM237 223L244 224V227L242 228L243 230L240 229L241 226H243V225L240 224V226H239L240 228H239ZM261 223H263V221ZM135 224L132 227L135 226L136 227L135 230L137 231V230H139V229H137L139 225L136 226L137 224L136 225ZM149 224L150 223H148V226H149ZM162 224H164V223H162ZM210 224L208 223V225H210ZM118 225L121 228L116 227ZM124 225L127 227L126 224H124ZM255 225H258V224H255ZM101 226H102L103 230L101 229ZM168 226H169V224H168ZM166 227H167V224H166ZM248 227H250V228L248 229ZM129 228L130 227H127L126 230H129ZM164 228H165V226H164ZM189 228H191V229H189ZM255 228L259 229L257 227H255ZM255 228L253 230H255V232H256ZM115 229H113V230H115ZM133 229L131 228L130 229L131 232L129 231L126 233H128V235H129V233L134 234ZM146 229H148V228H146ZM169 229H168V232L171 230V229L170 230ZM199 229H201V232ZM143 230L141 232L142 234L139 233L138 235L144 234V236H145V232H147V231L149 232V230H147V231L144 230V232H143ZM173 230L171 231L172 233H173ZM198 230H199V232H198ZM260 230L261 229H259V231ZM150 231H151V229H150ZM165 231H167V229L166 230L164 229V233H162V232L161 233L165 234ZM177 231H175L176 234L170 233V235H173V237H174V235L175 236L177 235L176 237L178 238L179 232H177ZM261 231H263V230H261ZM182 232H180V235ZM204 232H205V234L208 233V235L203 236ZM215 232H212V233H215ZM255 232H252V234H251V236L254 235V237H251L249 234L248 235L250 238H253L252 240L255 241L254 249L257 248V250H258L260 246L264 247V244L260 243L261 239L259 240V238H261L260 236L264 235V234L262 235V233H264V231L261 233L259 232V235L260 234L261 235L260 236L258 235V237L256 236L258 239L255 237V234H253ZM101 233H103V234H101ZM115 233H117V232H115ZM115 233H113V234H115ZM122 233H125V230L123 232H121V234ZM137 233H138V231H137ZM137 233L135 232V235ZM149 233H146L147 237H149L148 236ZM256 234H257V232H256ZM107 235L109 238L107 237ZM116 235L119 236L118 234H116ZM166 235L167 234H165V236ZM223 235H224V237H223ZM120 236L124 237L123 234ZM130 236H131V238L134 237V236L132 237V235H130ZM160 236L165 237L163 235H160ZM187 236H189V237H187ZM102 237H103V239H102ZM104 237H106V238H104ZM141 237H143V236H140V238ZM145 237H143V238H145ZM157 237H159V236H157ZM166 237L167 238H165V239L162 238L163 240H166V243L162 242L163 240L160 237L159 239L156 238L159 240V241L157 240L158 242L156 240H154V241L152 240V243H153L152 245L156 246L157 243L158 244L163 243V245H164V243H165V246H166L168 243V240H169L168 236H166ZM169 237L171 240L172 236H169ZM195 237L196 238L198 237L197 238L198 240ZM140 238H138V239H140ZM149 238H148V241H146V243L149 242ZM154 238H155V236H154ZM177 238L174 237L173 238L174 240L171 241L173 244H175L174 246H176L175 239H177ZM181 238L182 239L185 238V235H183V237H180V239ZM119 239L120 240H117V237H116V242L114 244L120 243V244H118V246H119V245H121V243L124 242L121 237ZM121 239L123 242H121ZM134 239H136V236ZM186 239H183L181 241L182 242L181 246L183 247L182 252H183V249H185L184 251H186L188 249L187 246L192 243L189 240L188 241L191 243L190 244L187 243ZM203 239H200V241L202 240L201 241L202 243L204 242ZM127 240H129V239H127ZM244 240H246V238ZM139 241H140L139 243H141L142 240L140 239ZM184 241L186 242V244ZM143 242H144V240L142 241V243ZM195 242H193L192 244H194ZM205 242H204V244H206ZM125 243H126V241H125ZM130 243H132V241ZM137 243H135V245ZM154 243H156V244H154ZM250 243H252V242H250ZM108 244H107V247L111 246V248H108V250L107 249L106 250L111 251V252L113 251V253L104 251L103 254H106V255L108 254L109 256H110V254L117 255L115 250H120V251L122 250V249H118V248H120V246L116 247V249H115V246H117V245L113 244L114 247H112V244H109V245ZM127 244H129V243H127ZM171 244L169 246L173 247V245H171ZM196 244H194L193 246L190 245L191 249H188L189 250V251H187L188 254L192 253V251H194V249L192 247L195 248V246H198V245L200 246L198 248L201 249L200 252L202 251L201 253H203V251H204L206 253L207 250L206 251L202 250L206 247V245H205V247H204V245L201 246L200 242L198 245H196ZM139 245L141 246V244H139ZM147 245L144 246L145 248L148 247V248H146L147 250L152 247L151 246V239L149 242V245L151 247L147 246ZM163 245H161L159 247H162ZM177 245H178V243H177ZM183 245H186L187 249ZM68 246H70L71 249ZM123 246H126V245H123ZM133 246H134V244H133ZM169 246H167V247H169ZM181 246H179L178 249H181L180 248ZM190 246H189V248H190ZM255 246H256V248H255ZM121 247H122V245H121ZM126 247H128V245ZM132 247L129 246V248H131V249H134L136 246L133 248ZM154 247H152L151 250L154 249ZM209 247L207 246L206 249ZM112 248H114V249L111 250ZM122 248H124V247H122ZM145 248H142L141 250L142 251L146 250ZM155 248H157V246ZM164 248H166V247H164ZM169 248H171V247H169ZM169 248H168V250H170ZM176 248L177 247H174V251L173 250H171V251L167 250L169 253L168 255H170V253L172 254L173 252H174L173 254H176L177 253V251L175 250ZM128 249H125V251L122 250L123 253H121V252L119 253L120 255L121 254L123 255L126 252L125 256H127V257H124V255L123 256L121 255L122 258H121V256L120 257L117 256L118 260L123 259V260L129 261L130 258L133 259V260L130 259L131 262L135 260L134 257H132V255H131V257L129 256V254L131 252L128 251L129 252V254H128V252L126 251ZM67 250L68 251L70 250V252H68ZM135 250H140V249H138V247H137ZM154 250H153V252H154ZM216 250H217V252H216ZM242 250H244V249H242V247H241V251ZM114 251H115V253H114ZM156 251H155V253H157ZM160 251L161 250H159V252ZM167 251H165L166 258L168 256ZM175 251H176V253H175ZM180 251H178L180 253V254L178 253L179 255H181V254L183 255L186 253V252L181 253ZM261 251H262V248H261V250H259V252H261ZM66 252L70 253L69 256L67 255L68 258L65 255V254H67ZM101 252H98V253H101ZM105 252H107V253H105ZM137 252L138 251H136V254H137ZM139 252L137 255L141 254V251H139ZM145 252L147 253V255L150 254V256H147L146 253H142V257L144 254L146 255V256L144 255L145 257L142 260L140 257L141 255L139 257L136 255L137 258L140 259V260L138 259L139 261L138 260H136V261L141 262V260L144 261L148 257L147 260L149 261L150 264L151 263L157 264L158 262L154 263L153 261L150 262V260L153 259L155 261V259H158L160 257L159 261H161L164 258V253H163V256L160 255L162 252H164V250L161 251L160 254H158V255H160L158 258L157 257L154 258L153 255H155V253H152L153 255H151V251L149 252V250L145 251ZM207 252L210 253V254L207 253L209 256L213 255V254H211L210 251H207ZM262 252L264 254V248H263ZM262 252H261V255H263ZM13 253H15V254H13ZM91 253L94 254V257L92 256ZM98 253H97V255H99ZM133 253L135 254V251ZM205 253H203V255H206ZM256 253H257L256 250H254V253H252V255H254ZM5 254H6V252H5ZM89 254H91V255H89ZM188 254H187V256H188ZM193 254L194 253H192L190 256L192 257ZM249 254H251V253L249 252ZM100 255H99V257H100L99 261L104 259V258L101 259V257L103 255L102 256H100ZM113 255H111V256H113ZM185 255H183V257H186ZM257 255H260V253ZM6 256H7V254H6ZM18 256H20V257H18ZM90 256H92L93 258L92 257L90 258ZM109 256H108V259H109ZM111 256H110V258H112ZM136 256H135V258H136ZM172 256H174V255H172ZM175 256H177V254ZM175 256L173 258L171 257L172 259L169 256L168 257L169 260L164 259L163 260L164 262L162 261V263H158V264H163V263L166 264L168 261L171 262L170 260H172L174 263L175 259L178 260V262H179L178 264H180L182 262L183 258H181L182 260H179V258L175 257ZM150 257H152V258L150 259ZM161 257H162V259H161ZM180 257H182V256H180ZM94 258H96V259H94ZM113 258L117 261L116 256H113ZM211 258H212V256H211ZM261 258H262V256H261ZM261 258H259V260H261ZM263 258H264V255H263ZM184 259H186V258H184ZM252 259H253V262H252ZM106 260H107V257H106ZM111 261L112 260L110 259L109 262H111ZM113 261H112V263H113ZM146 261H144V263H142V262L141 263L145 264ZM165 261H167V262L165 263ZM109 262H108V264H111ZM201 262H203L202 259H201ZM220 262L221 261H219L218 263L220 264ZM259 262L260 261H258V263ZM116 263L122 264V263H118V261L113 263V264H116ZM125 263L127 264L128 262H125ZM146 263L148 264V262H146ZM176 263H174V264H176ZM261 263L264 264V261L260 262V264ZM11 264H12V262H11ZM130 264H133V263H130Z\"/></svg>",
  "mask_w": 264,
  "mask_h": 264
},
{
  "label": "rangeland",
  "instance_id": "2",
  "mask_svg": "<svg viewBox=\"0 0 264 264\" xmlns=\"http://www.w3.org/2000/svg\"><path fill=\"white\" fill-rule=\"evenodd\" d=\"M4 1H7L8 4H9V3L11 4V2H8V0H4ZM9 1H12V0H9ZM16 1H17V2H16ZM16 1L13 0L12 4H13V3H17V4H15L16 6H18V4H19V6H23V7H25V8H26V6H27V8L29 7L30 9H32V11H35L36 13H37V12H38V13H41V12H39V11H40V9L38 8L39 6H37V5L34 4L35 1L38 2V3L42 2L41 0H16ZM75 1H76L77 4L81 5V3H79L77 0H75ZM80 1H81L82 3H83V1H84V2H85L84 4L87 6V7H85V9L87 10V12H85L86 15H87V13L90 12V11H91V14H92V11H93V13H94V12H101V13H102V14L100 13V15H101V20L104 19V20L101 21L103 25H104V23H105V24L107 23V22H106V21H107L106 19H107L108 17L106 18V16H108V12L111 13V10H114V9H115V11H116V9H117V12L120 10V11H119V14H118V16H121L120 18H122V17L124 18L125 15H126V17H128V18L125 17L124 19H122V20H124V21H121V19L119 18V19H120V23H119V24L121 25V26H119V28H120V27H121V29L124 28V29H122V30H125V27H126V25H128V24L131 25L132 27H133V26L135 27V23H136L137 25H140V26L136 27V29H137V31H141V32H139V33H140L141 38L143 37V38H142V41H144V43L141 42V39H140V41H139L138 35H136L137 33H135L136 31H135L134 29H133V30H134V37H137V38H135V41H134L135 44L133 43V40H131L132 38L130 37V36L133 35V34H132V31H133V30L130 31V32H131L130 34H132V35L128 36V37L131 38V39L127 38V39H128L127 44H128V42H129V43L131 42V45L133 44L135 47H137V46H136L137 42L140 43V45H141V43H142V44H148V41H147L146 39L151 40V38H153V37H155V36H156L155 39H154V38L152 39V40H155V43L157 42V40H158V43H159L161 40H165V39H166L165 42L162 41V43L165 44V45H167V46H170V47H174V46H171L169 43L172 42L171 44L173 45L175 41L178 40V41L181 42V41H183L182 39L184 38L186 41L184 40L183 43L186 42V43H185L186 45H189V44H187V42L190 43L191 48H189V47H190V45H189V47L187 46L188 49L185 50L186 46H183V45H185V44L182 45V46L185 47V48H183V47H179V45H180V42H179V45H178L179 49H180V48H183V49H184V52H185V51H186V52H189V51H187V50L190 49V51H191V49H192L193 47H195V48H193L192 50H194V52H196V53H197V52H198V53L200 52L199 54H198V53L196 54L198 57L195 56L196 58L200 59V60H199L200 63H201V60H202V62H204V58L206 59V61H205V65H206V69H207L208 71H207V73H206L207 75L205 76V75H204V72H205L204 70H205V69H200V72H201V70L204 71V72L202 73V75H204L205 78L208 77L209 79H210V77H211V78H212V81L217 80L218 82H217V81H214V82H216L218 85L221 83L220 80L222 81V83H224L223 85H221V84H222V83H221L220 86H218L217 84H215V83L212 82L213 84H215V85L218 86L217 89H219V91H217L216 86L214 85V87H215V89H216V91H217V93H216V91H215L214 88H213L214 90H213V89H212V90L215 91V92H209V91L211 90V88H209L208 84H206L207 82L210 83V81H208V80H209L208 78H207V80L204 78V79H205L204 82L207 81V82L204 83V84H206V87L208 86L209 89H208V88H205V89L203 88L204 85L202 84V81H201L200 75H197V78H200L199 81L196 79V80H197L196 82H199L198 84H200V85H198V86H197V84H193V83L195 82V81H194L195 79H194L193 77H192V79H194V80H192V79L186 80V81H188V82H189L190 80H191L192 82L194 81L193 83H191V81H190V83L188 84L189 86H190V84H193L194 86L196 85L195 87H193V90L190 88L192 85H191L189 88L187 87L188 89H190V90H188V91H189L190 93L192 92L191 95H194V97H196L197 99L200 98V97H202L203 100H205V102H206V103H205V102H202V100H200L201 103L198 104L199 100H197V101H198V102H197V101L195 100V98L193 97V99H194V101H193L192 97H190L191 95L188 94L187 88H185V87L187 86V85L185 86V83H187V82L184 80V77H183V79H182V78H181V79H182L185 83H182L183 81H182L181 79H180L181 81L174 80V79H176V77H177V79H178V78H179L178 76H180V75H179L180 72L177 71L178 69H176V71L179 72V74L176 73L175 68H173V67H175L174 64H178V63H180V64H184L185 66H187L186 61L181 62L182 59L180 60L179 58H181V57L179 56V58L176 57V59L178 58V59L180 60V62H178L179 60L177 59V60H178L177 63H176V62L174 63L173 61H175L176 59L174 60L173 56H172V57L170 56L171 59H173V60L170 59L171 61L169 60L170 57L168 58V57H166V56H165V57L163 56V59H164V58H167V59H164V60H166V61H164L163 59H160L161 61H164V62H165V64H162V65H164V66H163L164 69H165V65H166V64L169 65V69H170L171 71L174 69L173 72H171V71L169 70V71H170L169 73H170V74L176 73L177 76H176L175 78H173V75L175 76V74H173V75H172V78H171V76L168 77V74L166 73V74H167L166 76H167L168 78H171V79H172V83H171L170 80H169V81H170L171 84L168 83L169 81H168L167 79H166V81H168V82L164 81L165 83H168L169 85H168V84H164L165 86H166V85H167V86H166V89L162 87V90H163V91L161 92L162 95H161V93H159L158 90H154V89H151V92H152V94H153V95H151L152 97H149V96H150L149 94H151L150 92H149V94L147 93L146 95H145V94H142V93H146L147 91H150L149 88H147V89H149V90H147V91H145V92H144V91H143V92L141 91L142 93L140 94V96H141V95H145V97L149 95L148 98H150V99H148V98L146 97L147 99L145 98L144 100H141V101L144 102V104H145V103H148V102L153 103V102H155V100L157 99L158 102H157V100H156L157 103L155 102V103H153V104H154V105L156 104L155 106L158 105L157 107H155V109L158 108V109H156V111H158V113H160V111H161V113H160L161 115L158 114V113H154L155 111L153 112V114H156V115L158 114L157 117H156V115H152V111L155 110L153 104H146V105H148L149 107L152 106L151 109H149V107H148V109H149L150 111H149L148 109H146L147 106H146V108H145L146 110L144 111V108H143V107H145V106H143L144 104H142L143 107H142L141 109H143L142 112H143L144 114H143V113L141 112V110H140V107H141V106L138 105L139 103H137V105H136V106H138V109H139V110L136 109V108H135V105H133L134 103L136 104V102H133L135 99L133 100V99H131V98L129 97V94H130L129 92H127V94H125V95H122V97H123V96H126L127 98L129 97V98H130V101L133 102V103H131V102L129 101V98L127 99V98L124 97L123 100H122V99H121V100H122L123 103H124V100L127 99L128 101L125 100V102H126V101H127V103L130 102L129 104H130V107H131V108H127V107H128L127 105H129V104H127V103H124V105H126L127 107L124 106V105L122 104V102H121V104H120V103H119V102L121 101L120 99L117 98L118 100H115V97H117V95H120V93H121V94H122V93H125L126 90L129 91L130 89H128V88H124V89H122L120 93L117 92V93H119V94L116 93V96L114 95V93L112 94V98H114V100H115L116 102H118L117 104L114 105V101H113L112 98H111L110 101H109V104H111V102H112V105H114V108H115V107H118V108H115V110L118 111V112H117V111H116V112H117L119 115H120L122 112L124 113V116L122 115L123 113L121 114L122 117H125V118H126L127 113H128V117H132L133 114H134V116L137 115V114H139L138 117L140 116L139 118H140V119L142 118V119H141V121H143L142 123L144 124V126H146V127L148 128V130H143V131H142L143 133H142V132L140 133L141 136H142L143 134H146L147 131H155L156 129L159 130V128H161L160 125H163V123L165 124V121H164L165 119H163V118H165V117L168 118V120H167V118H166V124H168V123H167L168 121H170L169 124L173 123L174 120H171V118L173 119V116L171 117V116H168V115H169V114H170V115H174V113H177V114L175 115V117H174V118H175V122H176V119H177V118H176L177 115L179 116L178 119H177L178 122H180V120H182V118L184 119V121H181L180 124H182V123L184 124V123L186 122V120H187L188 123H190V122H189V121H190V120H189V117H190V118L192 117L193 119H191V120H192L193 124H191V125H194V123L196 124V122H199L198 119H199V118L201 119V117H202L203 120L201 119L200 121L204 122V119L207 118V119L205 120V122L207 121L206 124H207V123H210V124H207V125H213V124H216V123L220 120V119L217 118L216 114H218V117H220L221 115L225 114V113H223V111L226 112V114H228V113L230 112V111H229V112L227 111L228 109H229V110H231V109H233V110H237L236 114H238V112H240V113H239L237 116H234L233 118H232L231 116H233L234 113H233V114H232V113H231V114L229 113L231 116H230V115H228V116L223 115V116H226L225 119H227V117H229L230 119H233V120H234L235 117H236V118H237V117L239 118V119L237 118L238 120L235 119V120L237 121V123H236V121L234 120V121H235V124H234V123H231V122H233V120H232V121L230 120L231 122L228 120L227 123H228V124L231 123V126H229V128L227 127V129L225 128L227 131H228V129H231V130L234 129V127L238 128V131L236 132L237 134L235 133V131H236L235 129H234L235 131L232 130L233 135H235L234 138H232V139H235V138H236L235 140H238V138H239V139H240L239 141H242V140H241L242 136H243L242 139H243V140L245 139L243 133H245L246 129H244L245 127H243V125L246 126V125L248 124V125H247V127H248V131H250V129H253V128H254V127L252 128L251 126H253L255 123L257 124L258 122H261V121H258V120H259L258 118H260V117H258V116H262L261 113L264 114V112H262V111H264V110H262V109L264 108V104H263V103H264V100H263V99H264V98H263V97H264V96H263L264 93H262V92H264V91H263L264 89L261 88V86L264 87V86H263L264 81L262 80L263 77H260V78H259V79L262 80V81L260 80V84H261V82H263V83L261 84V86H260V84H259V80H257V78H258L260 75L263 76L264 74L259 73V71H258V72H257V71L255 72L254 69H255L256 67H255V65L253 66V63H252V62L255 61V58H256V57H257V58H260V59H257V58H256L257 61H255V62H258V60L261 61L260 64H262V66H261V65H260V66H261L262 68L259 67L260 69H258V68H256V69H258V70H260V71H261L262 69H264V0H83V1L80 0ZM193 1H194V2H193ZM133 2H134V4L131 5V3H133ZM181 2H182V3H181ZM196 2H197V3H196ZM7 3H4V4H5L6 6H8ZM183 3H184V4H183ZM10 4H9V5H10ZM40 4L43 5V2L40 3ZM5 5H4V6H5ZM90 5H91V6H90ZM129 5H130V7H129ZM6 6H5V7H6ZM92 6H93V7H92ZM131 6H132V7H131ZM34 7H35V8H34ZM90 7H91L93 10H91ZM170 7H171V8H170ZM176 7H177L178 9H177ZM6 8H7V7H6ZM29 8H28V11L30 10ZM87 8L90 9V10H88ZM127 8H128V11H132V10H133V13H132V12H128V11H127ZM131 8H133V9H131ZM174 8H176V10H175ZM189 8H190V9H189ZM85 9H84V11H85ZM95 9H96V10H95ZM100 9H101V10H100ZM124 9H125V10H124ZM169 9H170L171 11H170ZM179 9H180V11H179ZM183 9H184V10H183ZM7 10H9V7L7 8ZM98 10H99V11H98ZM168 10H169L170 12H169ZM174 10H175V11H174ZM102 11H103V12H102ZM122 11H123V12H122ZM124 11H125V12L127 11V12L125 13ZM35 12H34V13H35ZM104 12H105V13H104ZM106 12H107V13H106ZM121 12H122V13H121ZM178 12H179V13H178ZM192 12H194V13H192ZM103 13H104L105 15H106V14H107V15H106L105 17H103ZM124 13H125V15H124ZM167 13H168V14H167ZM188 13H189V14H188ZM120 14H123L124 16H123V15H120ZM127 14H128V15H127ZM129 14H130V15L132 14V15H131L132 18H131V17L129 18V16H130ZM190 14H191V15H190ZM86 15H85V16H86ZM169 15H170V16H169ZM173 15H174L175 17H173ZM177 15H178V17H177ZM187 15H188V16H187ZM87 16H88V15H87ZM118 16L116 15V18H117ZM189 16H191V17H189ZM89 17H90V14H89ZM89 17H88V18H89ZM172 17H173V18H172ZM88 18H86V19H88ZM169 18H171V20H169ZM192 18H193V19H192ZM126 19H127V20H126ZM129 19H130L129 22H130V23L132 22L133 25L130 24L129 22H126V21H128ZM166 19H168L169 22H168V20H166ZM179 19H181V20H179ZM185 19H186V20H185ZM187 19H188V23H187ZM191 19H192V20H191ZM117 20H118V18H117ZM132 20H133V21H132ZM165 20H166V21H165ZM190 20H191V21H190ZM170 21H172V22L170 23ZM173 21H174V22H173ZM118 22H119V21H118ZM121 22H122V23H121ZM167 22H168V23H167ZM180 22H181V23H180ZM184 22H185V23H184ZM164 23H165V24H164ZM166 23H167L169 26H168ZM172 23H173V24H172ZM119 24H118V25H119ZM170 24H171V26H170ZM178 24H179V25H178ZM185 24H186V25H185ZM129 25L127 26V28H129ZM137 25H136V26H137ZM159 25H160V26H159ZM161 25H162V26H161ZM166 25L168 26V29H169V30L167 29V26H166ZM172 25H173V26H172ZM123 26H125V27H123ZM141 26H142V28H144V30H143L142 28H140ZM143 26H144V27H143ZM152 26H153V27H152ZM154 26H155V27H154ZM165 26H166V27H165ZM158 27H159V28H158ZM177 27H178L179 29H178ZM184 27H187V28L184 29ZM138 28H139V29H138ZM146 28H147V29L149 28V29L147 30ZM153 28H154V30H155V33H157V32L159 31L160 28H162V29H160V31H163V28H164V30H167V31H166V32H161L162 34H161L160 32H158L157 34H155L154 31H153ZM155 28H157L158 31H156L157 29H155ZM131 29H132V28L130 27L129 30H131ZM140 29H141V30H140ZM151 29H152V30H151ZM176 29L179 30V32H178ZM182 29H184L183 32H182ZM129 30H128V31H129ZM142 30H143V31H142ZM149 30H151V31H149ZM144 31H145V32H144ZM146 31H147V32H146ZM152 31H153V33H154L155 36L152 35V34H153ZM185 31H186V32H185ZM87 32H89V31H86V33H87ZM143 32H144V34H143ZM150 32H151V34H150ZM167 32H168V33H167ZM172 32H173V33H172ZM177 32H178V33H177ZM180 32H182V34L185 33V35H184V34L182 35ZM90 33H91V32H90ZM139 33H138V34H139ZM146 33H147V35H145ZM148 33H149V34H148ZM159 33H160V34H159ZM166 33H167V35H165ZM174 33L177 34L176 37H175V34H174ZM179 33H180L181 35H180ZM87 34H88V35H87ZM87 34H86L85 36H88V37H89L90 34H89V33H87ZM142 34H143V36H142ZM163 34H164V35H163ZM171 34L174 35V37H173ZM178 34H179L180 38H181V36H183V38H181V40H180ZM128 35H129V32H128ZM148 35H149V38H148ZM159 35H160V36H159ZM162 35H163V36H162ZM140 36H139V37H140ZM144 36H145L146 39L144 38ZM152 36H153V37H152ZM165 36H166V37H165ZM169 36H171V37H169ZM150 37H151V38H150ZM160 37H162V38L164 37V38H163V39H160ZM86 38H87V37H86ZM156 38H157V39H156ZM158 38H159V39H158ZM178 38H179V39H178ZM70 39H71V40H70V41H71L70 44H72V46H74V45H75V40H73L72 38H70ZM127 39H125V40H127ZM137 39H138V41H137ZM144 39L147 41L146 43H145V40H144ZM175 39H176V40H175ZM93 40H95V39H93ZM130 40H131V41H130ZM152 40H151V41H152ZM173 40H174V42H173ZM187 40H188V41H187ZM88 41H89V44H88ZM90 41H91V38L89 37V40H88V38H87V40H86L87 45H88V46H87V47H88L87 49H88V51H90V47H91L90 54H93V53L95 52V50H96V49H95V46H97V45H93V43L90 44ZM122 41H123V40H120V42H122ZM191 41H192L193 43H195V45L192 44ZM91 42H92V41H91ZM94 42H95V41H94ZM152 42H153V41H152ZM152 42L149 41V44H150L149 46H148V45H147V46H144L143 49H142V47H140V48H141L142 50H144V48H146V47L148 48V47H149V48H148V50H149L150 47H151V48L153 47L152 44H153L154 42H153V43H152ZM166 42H167V44H166ZM125 43H126V42H125ZM125 43H123V44H125ZM162 43H160V44H162ZM123 44H122V45H123ZM127 44H126V45H127ZM175 44H177V43H175ZM181 44H182V42H181ZM89 45H93V46H90V47H89ZM140 45H138V46H140ZM151 45H152V46H151ZM155 45H156V44H155ZM155 45H154V46H155ZM198 45H199V46H198ZM134 46H132V47H134ZM142 46H143V45H142ZM175 46H176V45H175ZM192 46H193V47H192ZM92 47H94V48L92 49ZM96 48H97V47H96ZM128 48H131V46L129 47V45H128ZM147 48H146V49H147ZM176 48H177V47H175V49H176ZM119 49H120V48H119ZM146 49H145V50H146ZM195 49H197V51H196ZM198 49H199V50H198ZM200 49H201V50H200ZM93 50H94V51H93ZM145 50H144L143 52H145ZM181 50H182V49H180V53H181L180 55H181V56H184V54H182V53H183V52H182L183 50H182V51H181ZM117 51H118V53H119V56H117L118 53L115 54L117 58H116L115 56H114V57L111 56V57H112V58H111L112 60H111V59H110V56H109V59H110V60H109L108 57H106V58L108 59V61H106V59H105V60H103V63H105V62H109V63H111V62H112V64H115V63H116V62H115L116 60H119V61L121 60V61H122V60L125 58V56L122 57V56H123V55H122V51L124 52V50L121 49V50H120L121 52H119V50H117ZM218 51H219V52H218ZM222 51H225V53L223 54ZM227 51H228V52H227ZM186 52H185V53H186ZM194 52L192 53V51H191V52H189V53H192L191 56H193ZM221 52H222V53H221ZM120 53H121V54H120ZM229 53H230V54H229ZM237 53H238V54H237ZM220 54H221V56H223L224 58L220 57V56H219ZM232 54H233V60H235L234 57H235V58L238 57V58H236L235 62H233L232 64L235 63V64H234L235 66H236V64H237V65L239 64L238 66H236V67H238L237 69H239V71L237 70V72L242 73L243 76H240V75H241L240 73H239V74L236 73V72L234 71V65L232 66L231 63L229 62V61H231V60H229V57L232 59ZM239 54H240V55H239ZM121 55H122V56H121ZM165 55H166V53H165ZM169 55H171V54H169ZM169 55H167V56H169ZM241 55H243V56L241 57ZM256 55H257V56H256ZM120 56H121V58H120ZM185 56L188 57L187 54H186ZM189 56H190V54H189ZM191 56H190V59H191L193 62H190V63H194V62H195V63L197 64L198 61H194V60H193V59H194V56H193V57H191ZM118 57H119L120 59H118ZM126 57H127V56H126ZM187 57H184V58L186 59ZM199 57H200V58H199ZM246 57H247V59H246ZM114 58H115L116 60H115ZM122 58H123V59H122ZM182 58H183V57H182ZM184 58H183V59H184ZM192 58H193V59H192ZM201 58H202V59H201ZM226 58L228 59V60H227L228 64H230V65L233 67L232 70H230L229 67H228V66H230V65H226V66H225V64H226V63H225V62H226ZM253 58H254V59H253ZM185 59H184V60H185ZM190 59H189V60H190ZM219 59H221V60L225 59V60H224L225 62L223 61V62H224V65H223V66L228 67V68H226L227 70H226V69H223L224 67L221 66V65L223 64V62H222L221 60H219ZM239 59H240V61H239L240 63H238V60H239ZM113 60H114V62H113ZM124 60H125V59H124ZM186 60H188V58H187ZM247 60H248V61H247ZM119 61H117V62L119 63ZM121 61H120V62H121ZM220 61H221V62H220ZM236 61H237V62H236ZM123 62H124V61H123ZM164 62H162V63H164ZM166 62H167V63H166ZM170 62H171V63H170ZM109 63H108V64H109ZM168 63H170V64H168ZM172 63H173V64H172ZM190 63L188 62V65H189V66H193V64H190ZM195 63H194V64H195ZM108 64L105 63V64H104L105 67H108V66H109ZM196 64H195V67H196ZM198 64H199V63H198ZM202 64H203V63H201L198 67L202 66ZM251 64H252V65H251ZM257 64H258V63H257ZM257 64H256V65H257ZM100 65H101V66H100L101 68H104V66H102V64H100ZM110 65H111V64H110ZM115 65H116V64H115ZM115 65H114V66H115ZM167 65H166V66H167ZM170 65L172 66V69H171V66H170ZM114 66H113V67H114ZM178 66H179V65H177L176 67L178 68ZM180 66H182V65H180ZM231 66H230V68H232ZM252 66H253V67H252ZM167 67H168V66H167ZM167 67H166V68H167ZM236 67H235V68H236ZM254 67H255V68H254ZM183 68H184V70H185V71H184L185 74H188L189 72L187 73V72H186V69H188V68L190 69V67H187L186 69H185V67H182L180 71H182ZM191 68L193 69L194 66L191 67ZM201 68H203V67H201ZM162 69H163V68H162ZM162 69H160V70L163 71ZM189 69H188V70H189ZM228 69H229V71H228ZM256 69H255V70H256ZM188 70H187V71H188ZM194 70H195V68H194ZM194 70H193V71H194ZM196 70H197V68H196ZM224 70H226V71H225L226 73L223 72V76H225L226 78H224V77L221 75V74H222V71H224ZM235 70H236V69H235ZM91 71H92V70H91ZM93 71H94V72H95V71L97 72V70H93ZM93 71H92V72H93ZM138 71L144 73V74L141 73V74L144 76V80H145V78H147V77L150 78V75L148 74L149 72L147 71V72H148L147 74H146V72H145L146 69L144 70V72H143V69H141V70L139 69ZM156 71H159V70H156ZM156 71H155L154 73H156ZM161 71H159V72H157V73H160ZM174 71H175V72H174ZM191 71H192V70H191ZM193 71H192V72H193ZM227 71H228V72H227ZM232 71H234L236 75L234 74V72L232 73ZM164 72H166V69H165ZM164 72H163V73H160V76H159V77H162L161 75L164 76V75H165ZM198 72H199V71H198ZM229 72H230V73H229ZM253 72H254V73H253ZM262 72H264V71L262 70ZM151 73H152V72H151ZM194 73L196 74V72H193V73H192L193 76L195 75ZM228 73H229L230 75L227 76ZM248 73H249V75H247ZM250 73H251V74H250ZM256 73H257V75H259V76H256ZM137 74H139L138 77L140 78V81L138 80V82H139V84H140L141 81H144V80H143V79L141 80L142 75H140V73H137ZM170 74H169V75H170ZM182 74H183V71H182ZM182 74H181V75H182ZM233 74H234L235 76H234ZM237 74L241 77V79H240V77L238 78ZM147 75H149V76H147ZM151 75H153V73H152ZM154 75H155V74H154ZM154 75H153V76H154ZM157 75H159V74H156L155 77H153V76H152V77H153L154 79L157 80V78H156ZM188 75H189V77L191 78V72H190V74H188ZM232 75H233V76H232ZM254 75H255V76H254ZM140 76H141V77H140ZM146 76H147V77H146ZM182 76H184V75H182ZM182 76H180V77H182ZM204 76H203V77H204ZM220 76H222V77H220ZM230 76H231V77H230ZM236 76H237V77H236ZM252 76H253V78H249V80H248L249 82H248V81L246 82V81L244 80V78H243V77H246V80H247L248 77H252ZM186 77H187V76H186ZM194 77H195V76H194ZM201 77H202V76H201ZM227 77H228V79H227ZM232 77H233L234 79H233ZM149 78H148V80H150V81L146 80V81H144V82H149V83H150L151 81L154 80V79L152 80V78H151V79H149ZM195 78H196V77H195ZM213 78H214V79H213ZM220 78H221V79H220ZM229 78H230V81H229L230 84H229V86H230L232 83L234 84V82H235V83H236V84H235V88H237V89H236L237 91L233 92V91L235 90V88H233L232 85H231L230 87L228 86V87L230 88V90H229L230 94H231V91H232V93L237 94V92H240V90H242L241 87L244 88V87L247 85V83H248V87H246L245 89H243V90H246V91H244L245 93H247V92H248V93H247V94H244V92L242 91V92H240V94H239V93L237 94V95H238L237 98L240 97V98H239V104H238V106L241 104V105H240L241 107L244 106V105L247 107L248 104L250 105V104H252V103H253V104H254V103H255V104H257V103H258V104L261 103V105H262L263 107H261V106L259 105V106L261 107V109H260V107H259L258 104H257V105H255V106L250 105V107H252V109H249L250 107H249V105H248V107H249V108L247 107L248 109L244 106L245 108L242 107L243 110H242V108L240 107V108H241V111H240V108H239V107L237 108V103H238V102H235V101H237V100L235 99V101H234V98L236 97V95H234V94H233L234 96L231 94V95H232V96H231V99H232V100H231V102H228V99H227V98L230 97V94H229L228 90L223 89V91H225V92L227 91L228 93H224L223 91L221 92V91H220V87L223 88L224 85H225L224 87H226V85L228 84V81H227V83H226V80H229ZM160 79H161V78H159V80H160ZM219 79H220V80H219ZM224 79H226V80L224 81ZM239 79H240V80H244L243 82H245V83H243V82L241 83V81H239ZM250 79H252V80H250ZM253 79H254V80L256 79L258 82H256V80L253 81ZM129 80H130V79H129ZM129 80H128L127 84H128V83H131V84H132V81H133V80H132V79H131V81H129ZM202 80H203V79H202ZM210 80H211V79H210ZM231 80H233L234 82H233V81L231 82ZM154 81H155V80H154ZM173 81H176L175 84L173 83ZM223 81H224V82H223ZM237 81H238V84H237ZM250 81H253V82H250ZM158 82H159V81H158ZM196 82H195V83H196ZM219 82H220V83H219ZM239 82H240L241 84H240ZM142 83H143V82H142ZM149 83H148V85H149ZM151 83H152V82H151ZM151 83H150V84H151ZM155 83H157V81H155ZM177 83H178V84H177ZM212 83H211V84H212ZM251 83H252L254 86H253ZM3 84H4L5 86H4V85L1 86V84H0V90H2V91H0V95H1V96H0V111H4V112H8V113H20L19 111L14 110V108H15V109H20L19 106L22 105V100L25 99V97H26L25 94H24V93L22 92V90H21L19 87H17V86H13V85H10V84L6 85L7 83H6V84L3 83ZM131 84H130V85L128 84L129 87H130V86L132 87L133 84H132V85H131ZM143 84H144V83H143ZM152 84H154V82H153ZM201 84H202V85H201ZM211 84H210V85H211ZM249 84H250V85H249ZM256 84H257V85H256ZM258 84H259V85H258ZM141 85H142V84H141ZM145 85H147V84L145 83ZM241 85H244V87L241 86ZM251 85H252L253 87H252ZM153 86H155V84H154ZM165 86H164V87H165ZM199 86H200V87H199ZM212 86H213V85H212ZM212 86H211V87H212ZM236 86H239V87H236ZM240 86H241V87H240ZM249 86L251 87L250 90H252V91H250V90L248 89ZM259 86H260V88H257L258 92H259L261 89H263V90H261L262 92H261V91L259 92V93H261L260 95L263 96V97L261 96V97L263 98V99H261L262 101L260 100L261 102L259 101V99H260L261 97L258 96L259 94H258V92H257L256 90H254V91H255V94H256V92H257L258 95H257V94H256V95L252 94V93H254V92H253L254 87H255V89H256V87H259ZM145 87H148V86H145ZM196 87H198V90H196V89H197ZM228 87H226V88H228ZM150 88H151V87H150ZM194 88H195V89H194ZM200 88H201V90L199 91ZM229 88H228V89H229ZM231 88H233L234 90H232ZM238 88H240V90H239ZM252 88H253V89H252ZM125 89H126V90H125ZM185 89H186V90H185ZM202 89H203V91L205 90V93L208 92L209 96H211L212 93H213V95H215V96L218 95V97H215V100H216L218 103L215 101V102H216V103H215L216 106H213V107H216L215 109H217V108H222V114L220 113L221 110H218V109H217L218 111H220V112H219L220 115H219V113H218L217 110H214V108H213L212 106L210 107V105H212V104L214 105V102L211 103V102L208 101L209 103L207 104V100H209L210 98H208V97L205 96V95L202 96L203 93H204V92L202 93ZM259 89H260V90H259ZM19 90H20V91H19ZM124 90H125V91H124ZM145 90H146V88H145ZM165 90H166V91H165ZM221 90H222V89H221ZM248 90H249V91H248ZM153 91H155V93H156V91H158L156 94L159 93V94L161 95V97H162V96H165V97L163 98V100H162V102L164 101V103L162 104L163 106H162L161 103L159 102L161 98H160V99L157 98L158 95L154 94ZM193 91H195V92H193ZM1 92H2V93H1ZM163 92H166V94H163ZM198 92H199L200 94H196V93H198ZM218 92L222 93V96H221V94H220V96H221L222 98L224 97V98H223V101H224V99L227 100V104H226V105H227L228 107H230V108L227 107V110H226V107H225V106L223 107V105H225L224 102H225L226 100L223 102V101H222V98L219 97V93H218ZM250 92H252V93H251V94H252V97H251V98H253V100H255V102H254V101L251 102V98L249 97V96H251V95H250ZM210 93H211V95H210ZM215 93H216L217 95H216ZM201 94H202V95H201ZM208 94H207V95H208ZM223 94H228V95H225V96H228V97L226 98L225 96H223ZM241 94H244V95H241ZM113 95H114L115 97H114ZM130 95H131L132 97H135V95H133V94H130ZM160 95H159V97H160ZM189 95H190V96H189ZM195 95H196V96H195ZM197 95H199V96L201 95V96H200V97H197ZM246 95H249V96L247 97V99L245 98V99H246V100H245L244 97H245ZM256 96H257V97H256ZM118 97H119V96H118ZM122 97H121V95H120V98H122ZM141 97H142V99H143V96H141ZM141 97H139V98L141 99ZM153 97H154V98H153ZM189 97H190V99H189ZM204 97H206V99H205ZM212 97H214V96H212ZM241 97H242V98H241ZM254 97H256L257 99H258V97H259V99L256 100V98H254ZM135 98H137V97H135ZM151 98H152V99H151ZM184 98H185V99H184ZM207 98H208V99H207ZM218 98H221V99L219 100ZM248 98H249L250 100H248ZM140 99H139V100H140ZM154 99H155V100H154ZM187 99H188V100H187ZM200 99H201V98H200ZM240 99H242V101H241ZM139 100H138V101H139ZM150 100H151V101H150ZM211 100H212V99H210V101H211ZM218 100H219V101H218ZM244 100H245V102H244ZM135 101H136V100H135ZM138 101H137V102H138ZM141 101H140V102H141ZM145 101H148V102H145ZM152 101H153V102H152ZM188 101H189V102H188ZM190 101H191V102H190ZM195 101H196V102H195ZM240 101H241V103H240ZM257 101H259V102H257ZM116 102H115V103H116ZM219 102L221 103V105H222V103H223V105L220 106V103H219ZM233 102H235V103H233ZM246 102H250V103H246ZM141 103H142V102H141ZM141 103H140V104H141ZM191 103L193 104V106H192ZM195 103L198 104V105L204 103V104H203V105H204V106H203L204 108H205V104H206V106L209 105V107H206V108H205V112H203V111L201 110V109H203V107L199 109L198 107H200L201 105H200V106H198V105L196 106ZM228 103H229V104H228ZM159 104H160V107H159ZM187 104H189V105H187ZM232 104L234 105V107H233ZM112 105H110V106H112ZM119 105H120V106H119ZM122 105H123V107H122ZM150 105H151V106H150ZM186 105L188 106V109L185 108ZM217 105H219L220 107L217 106ZM235 105H236V106H235ZM191 106H192V107L196 106V107L198 108V110H199L200 113L198 112V110H197L196 107H194V109H193V108H190ZM121 107H122V108H121ZM132 107H133V109H132ZM231 107H232V108H231ZM254 107H257L258 110L260 109V110H259V113H258V110H257V109H256L257 112L254 111V110H255ZM114 108L112 109V107H111L112 112L114 111ZM119 108L122 109L120 113H119V111H120ZM125 108H126V109H125ZM159 108H160V110H159ZM161 108H162L163 110H165L164 108H166V110H168V111L166 112V110H165V112H163V110H162ZM210 108H212L213 110L210 109ZM123 109H124V110H123ZM129 109H130L131 111H129ZM135 109H136V110H135ZM184 109H185V110H184ZM207 109H209V110H207ZM223 109H224V110H223ZM238 109H239V110H238ZM244 109H245V110L247 109L246 112H245ZM125 110H126V113H125ZM178 110H180V111L177 112ZM189 110H190V111H189ZM193 110H194V111H193ZM195 110H197V111H195ZM200 110L202 111V114H204V115L201 114V111H200ZM203 110H204V109H203ZM206 110H207L208 112H207ZM225 110H226V111H225ZM233 110H231V112H233ZM249 110H250V111L252 110L251 112L254 111L255 113H254V112H253V113H254L258 118L255 117V115L253 114L254 117H255V118H254ZM127 111H128V112H127ZM134 111H135V112H134ZM139 111H140V112H139ZM175 111H176V112H175ZM183 111H185V112H183ZM187 111H188V112H187ZM210 111H212V112H210ZM215 111H216L217 113H216ZM248 111H249V112H248ZM137 112H138V113H137ZM147 112H150L151 114H150V113L147 114ZM192 112H193V113H192ZM196 112H197V114H196ZM213 112H214V114H213ZM227 112H228V113H227ZM247 112H248L249 114H251V115H249ZM260 112H261V113H260ZM131 113H132V114H131ZM164 113H165V114H164ZM171 113H173V114H171ZM178 113H180V114H178ZM205 113H206V115H207L208 113H210V114H208V115H210L211 120L209 119L210 117H209V118L207 117L208 115L205 116ZM215 113H216V114H215ZM256 113H257V114H256ZM125 114H126V115H125ZM166 114H168V115L166 116ZM187 114H188V115H187ZM192 114H193V115H192ZM195 114H196V115H195ZM198 114H199V116H197ZM143 115H144V116H143ZM151 115H152V116H151ZM163 115H165V117H164ZM161 116H162V117H161ZM182 116H183V117H182ZM194 116H195V117H194ZM213 116H214V117H213ZM250 116L253 117V118H252L253 120H251V118H249ZM128 117H127V118H128ZM144 117H145L146 119H145ZM150 117H151V118H150ZM153 117H156V119H157V121H155V122H157V123L155 124V127L157 126L156 128H154V125H153V124L155 123L154 120H153ZM160 117L162 118V121H161V122H160V120H161ZM184 117H185V118H184ZM187 117H188V118H187ZM196 117H197V120H198V121L196 120ZM262 117H263V116H262ZM262 117L260 118L261 120L264 119V117H263V118H262ZM143 118H144V119H143ZM148 118H149V119H148ZM158 118H160V119H158ZM169 118H170V119H169ZM180 118H181V119H180ZM222 118H224V117H221V120H220L221 122H220V123L224 124L223 122H225L226 120L223 121ZM229 118H228V119H229ZM147 119L149 120V122L147 121ZM154 119H155V118H154ZM156 119H155V120H156ZM194 119L196 120V122L193 121ZM208 119L210 120V122H209ZM214 119H215V120H214ZM216 119H217V120H216ZM255 119H257V120L254 121ZM247 120H248V121H247ZM249 120H250L251 122H250ZM144 121H145L146 123H145ZM163 121H164V122H163ZM172 121H173V122H172ZM214 121H215V122H214ZM239 121H241V122H244V121H245V122H244V123H241V122H239ZM253 121H254L255 123H254ZM153 122H154V123H153ZM175 122H174V123H175ZM178 122H176V123H178ZM202 122H201V123L199 122L198 124H202ZM205 122L203 123L204 125H205ZM247 122H248V123H247ZM148 123H149V124H148ZM159 123H160V125H159ZM212 123H213V124H212ZM220 123L218 122V124L221 126L222 124H220ZM240 123H241V124H240ZM246 123H247V124H246ZM251 123H252V124L254 123V124L252 125ZM166 124H165V125H166ZM183 124L180 125V126H182V127H183V126H185V127L187 126L186 124H184V125H183ZM225 124H226V123H225ZM232 124H233L234 126H233ZM236 124H239L240 127H238L239 125L236 126ZM256 124H255V125H256ZM152 125H153V126H152ZM226 125H227V124H226ZM226 125H222V128H223V126L226 127ZM229 125H230V124H229ZM249 125H250V128H249ZM159 126H160V127H159ZM227 126H228V125H227ZM241 126L243 127L244 131L241 130V128H242ZM158 127H159V128H158ZM230 127H233V128H230ZM247 127H246V128H247ZM152 128H153L154 130H153ZM223 129H224V128H223ZM239 129H240V130H239ZM226 130H225V131H226ZM227 131H226V133L229 135V134L231 133V131H230V130H229V132H227ZM240 131H242V132H241L242 134L239 133ZM248 131H247L246 133H248ZM251 131H252V130H251ZM193 133H194V132H193ZM232 133H231V135H232ZM234 133H235V134H234ZM246 133H245V136H246V135L248 136L250 132H249L248 134H246ZM184 134H185V133H183L182 135L180 134L181 137H182ZM186 134H187V133H186ZM186 134H185V135H186ZM190 134H191V133H188V136L186 135V136H187L186 138H188V139L190 138L189 141L192 142V143H193L194 140H195L194 143H196L200 138H202V137L199 138V136H200L199 134H198V137H197V133H194L195 135H193V134L190 135ZM185 135H184V136H185ZM189 135H190V137H189ZM192 135H193L194 137H191ZM231 135H230V136H231ZM239 135H240V136H239ZM250 135H251V133H250ZM184 136H183V137H184ZM202 136H203V135H202ZM247 136H246V137H247ZM118 137H119V136H118ZM120 137H121V136H120ZM120 137H119V138H120ZM171 137H172L173 139H175L177 136H176V137H175V136H170L167 140L165 139V140H166V141H165L166 146L163 145V147H165L167 150H166L165 148H163V149H162V152H163V153H161V148H162L161 144H159V143H155V145H154V144L151 145V146H152V147H150L151 150H150L149 147H148V148H143L144 150H150V151H146V154H147L148 157H149L150 154H151V159H152V160L149 159L150 157H149V158H148V157H144V156L146 155V154H144V153H142V154H144V156H143V155H142V156L144 157V159L147 158L148 161L151 160L150 162H155V163H156V162H158L159 160H161L158 156L161 157L162 154H165V155H162V157H163L162 160H163L164 162H163V161H159V167L161 166V164H164V166H165V165L168 166V165L165 163V161L171 165V161L174 160V161L176 162V164H178L177 166H178V167H179V166L181 167V168L179 167L180 170L182 171V169H183L184 173H187V170H186V169L189 167V165H188L187 168H185V167L187 166V165L184 166L186 162L183 163L184 160H183V162H182L181 160H180V162H179V159L177 158V159H178V160H177L176 157H175V152L172 150V146H169V145H168V144L172 145V142L174 143V142L180 140L181 137L178 136V140H177V138H176L175 140H173ZM183 137H182V138H183ZM196 137L198 138L197 141H196V139H195ZM231 137H233V136H231ZM237 137H238V138H237ZM122 138H123V137H122ZM122 138H120V139H122ZM182 138H181V141H182V142H183V141H186V142L188 141V139L185 140L184 138H183V139H182ZM117 139H118V138H117ZM171 139H172L173 141L170 142ZM202 139H203V138H202ZM202 139H200V140H202ZM122 140H123V139H122ZM191 140H192V141H191ZM200 140H199V141H200ZM167 141H168V142H167ZM181 141H180V142H181ZM199 141H198V142H199ZM158 144H159V145H158ZM156 145L158 146V151H157V152H156V150H157V148H156L157 146H156ZM154 146H156V147H154ZM153 147H154V149L156 148V150L153 151ZM159 147H161V148H159ZM167 147H168V148H167ZM170 148H171V150H170ZM189 148H190V149L192 148V149L190 150ZM159 149H160V150H159ZM164 149H165L166 151H163ZM193 149H194L193 147H188V154H189V155H190V154H191L192 156L195 155V154H194V153H195V151H194L195 149H194V150H193ZM249 149H250V152H249V153L247 152L248 154H247V153H244L245 155H246V154L249 155V156H245V161H243V160H244V154H243V152H245L244 150H246L245 147H244L243 152H240V151L242 150L241 148L239 149V152H238V151H237V152H238L239 155H241L240 157H242V154H243V158H242V161H243V162L240 161L241 163H244V162H245V164H246V163L248 162L246 165H244V168H245V170H246V172H247V175H248L249 179H250V180L253 182V184H254V188H255V189L252 188V190H254L253 192L256 193V194H258V195H262V194H264V191H263L264 189L262 188V187L264 186V185H263L264 181L262 180L263 183L261 182V180L258 181V180H259L258 176L260 175V172H262V173H261L262 176L260 177V179L264 178V177H263V175H264V169H263V168H264V163H263L264 160L261 159V158H263V155L260 154V152H259L258 150H255V149H252V150H251V148H249ZM249 149L247 148L246 151H249ZM189 150H190V151H189ZM192 150L194 151L193 153H192ZM152 151H153V153H152ZM167 151H168V152L170 151V154H171V155L168 154ZM143 152H144V151H143ZM148 152H149V153L151 152V153L149 154ZM158 152H159V153H158ZM164 152H165V153H164ZM156 153H157V155H156ZM160 153H161V154H160ZM240 153H242V154H240ZM252 153H253V154H252ZM148 154H149V155H148ZM154 154H155L157 157H155ZM167 154L169 155V158H168ZM239 155H238V156H239ZM165 156L167 157V160H171V161L168 162L167 160H164V159H166ZM170 156H174V157L170 158ZM261 156H262V157H261ZM143 157H142V158H143ZM250 157H251V158H250ZM260 157H261V158H260ZM153 158H154V161H153ZM156 158H157V159H156ZM173 158H174V159H173ZM259 158L262 160V162H261V160H260ZM175 159H176V160H175ZM240 159H241V158H240ZM246 159H247V160H246ZM155 160H157V161H155ZM174 161H172V164L174 163ZM161 162H163V163H161ZM177 162H178V163H177ZM181 162H182L183 164H182ZM180 163H181L182 165H180ZM261 163L263 164V166L261 167V169H263V171H261V169L259 168V165L261 166ZM174 164H175V163H174ZM174 164L172 165V168H174V169L176 168V169L179 170L178 167H176V166L174 167ZM176 164H175V165H176ZM186 164H187V163H186ZM214 164L217 165V166H220V167H221V164H220V163H217V164H216V162H215ZM219 164H220V165H219ZM107 165L110 167L109 164H107ZM156 165H157V163H156ZM170 165H169V166H170ZM108 166H107V167H108ZM157 166H158V165H157ZM162 166H163V165H162ZM162 166H161V167H162ZM183 166H184V167H183ZM107 167L105 166L104 170L101 169V171H103V172H101L100 170H98V171H96V172H97V173H96V172L94 171V173H93L92 176H98V175H100V174H103L104 171H106V170L109 168V167H108V168H107ZM170 167H171V166H170ZM102 168H103V167H102ZM106 168H107V169H106ZM259 170H260V171H259ZM183 171H182V173H183ZM185 171H186V172H185ZM188 171H189V170H188ZM130 173H132V172H130ZM130 173H129L130 181H131V180H132V181L134 180V182L131 181L130 184H129V187L132 189V187H131L130 185L135 186V187H133V190L130 189V190L132 191L133 194L130 193L131 191H128L129 187H128L127 184L129 183V181H128V183H127V181L124 182V183H126V185H127L126 188L128 187V189H126V190L124 191L123 188H119L118 186L115 187V186L120 182V180H118L117 178H116L117 182H115L116 185L112 186V185L114 184V183H113V182H114L113 180H115V179H113V178H115V177H113V176L111 175L110 178H108V177H107V176L109 175V174H108V175H106V177H104V178H108V179H105L104 182L102 181L103 178L101 179L100 177L96 180V182H93V184H91V185L89 186L90 188L92 187L91 190H90V188L88 187L89 190L87 191V186L84 187V191H83L82 195L86 196V194H87L88 192H89V193L91 192V193L88 194V196H86L87 199H86V197L82 196V200L80 201V205L78 206V209H77V213H78V214L76 215V218L79 217L80 220L83 219V220L85 221V223L87 222V224H89V225L86 224V225H87V228L89 229L88 231H90V232H88L89 234L91 233V230H90V229H92V227H89V226H92V225L94 224L93 222H95L96 220H97V221H96L95 223L97 224V229L100 228V226H98V224H102V223H103V224H104V225L102 224L103 228L106 227L105 229L107 230L108 226H105V223H106L107 221H105V223L103 222V220H104L105 217L102 216L103 219H102V221H101V219H100L101 217H100V215H98V213H100V212L102 213V211L105 212L107 208H109V211H108L109 214L107 215L108 212H105V213H106L107 216L110 217V221H111V222H113V217H112L111 214H110V212H112V210H113V212H116V210H117V213H120V214H118V215H121L122 218H121L120 216H119V217L117 216L118 219L120 218L119 220H122V219L124 220V219H126V220L129 222V223L127 222V223L129 224V226H128L127 223H126V221H125V223H124V221H122V223L126 224L127 227H130L129 230H126L127 227H126L124 224H122V223L120 224V221H119L117 218H115V217H116V216H115L116 213H115V215L113 214L114 218L116 219V221L114 220L115 223H116L117 221L119 222V223H116V225H117V224H120V226L122 227V229H123V227H124L123 231L125 230V233H126V232H129V231L131 232L130 229H131V228H132V229L134 228V229H133V233H134V234L129 233V235H128V233H126V234H127V235H126L125 233H122V234L124 235V237H123V236H120V235H122L121 232H123V231H120V230L117 231V230H116L117 228H116V229L113 228V227H115L114 222H113V224H112V223H111V224H112V226H113V225H114V226L111 227V226L109 225V226L111 227V230H110V228H109V231H111L112 234L115 233V232H117V233H115V234L112 235V234H109L107 231H105V230H104V231H105V235H106V233H107L108 235L112 236V237L115 235V236L117 237V240H120L119 238L121 237V238L123 239V241H124V242H123L122 239H121V242H123V243H121V245H122V247H124L125 249H128L129 246L132 247L133 244H134L133 247L136 246L134 249L129 248L130 250L128 249V250H126V251H127V252L130 251L132 254H131V253L129 254V252H128L129 256L131 257V255H132V257H134L135 260L131 262V260H133V259L130 258L129 256H128V257L131 259V260L129 259V261H128V260L126 261V260H123V259H122L123 261H122V260H118V257H117V256L120 257V256L122 255V254L120 255L119 253H120V252L123 253L122 250L125 251V249L122 248L121 245H119L120 248H118V249H122V250H121V251H120V250H115L117 255H113V254H110V253H109L110 256H111V255L116 256L118 263L126 264L125 262H128L127 264H130V263H133V264H135V263H136V264H140L141 262L144 263V261H146L147 258H148V257H147L144 261H142L143 258L147 255V253H146L145 251H148V250H149V252L151 251V255H153L152 253H155V251L157 250V251H156L157 253H155V255H153L154 258H155V257L158 258L160 255L163 256V253H164V258H163V260H164V259L169 260V258H168L169 256H170V258H171V257L173 258V257L177 254V256H175V257H178L179 260H182L181 258H183V260H182V262H181L180 264H182V263H183V264H186V263H187V264H197V263H198V264H207V263L210 264L212 261H213V262H212L211 264H219V263H218L219 261H221L220 264H223V261L225 260V258H223V259H224V260H223V259H222V256H220V257H221L220 260H218V262H216V261H217V258H216V257H218V259H219V255H216L215 251H213V250L216 248V247H215V244H214V246H210V245L207 244V242H210L211 245H213V243H215V242H213V241H215V239H216L215 237L218 236V234H216V232L213 230V228H212V226H211V224H210V221H209L210 219H206V217H208V215L210 214L209 212H211V213H212V212H213V213H216V211L214 212V210L212 211V210H210V209H207V210H209V212H208L209 214H208V213H207V210L205 209L206 207H204L203 204H201V205H203V206H200V205H199L200 203H199V204H198V208L192 206L193 208H195V209H193V211H192L193 214H194V218H193V214H191L190 212H189L190 215L188 214L189 217L192 216V219H195V216H196V219H197V218H199V217L202 216V217L204 218V220H203L202 218H199V219L203 221V224H202V223H201V224H202V226H204V228H202L201 225H200V227H201L202 229L206 230L207 227H206V225H205L204 223H207V226L209 227V231H210V229H211V233H212V232H215V233H212V234H213V235H212L211 233L208 232V230H206V231L212 236V238H213V236H215V237L213 238L214 240H213L212 238L209 237V238H207V239H211V240H210V241L207 240V242H205V239H203V238H205V237L201 238V237H202V235H201L202 232H201V229H199L200 232H201V233H199L200 236L198 235V237H199V241H197V242H195L196 240L193 241V242H195L194 244L197 243L196 245H198L199 242H200V245H201V246H203V245H204V247H205V245H206V247H207V246H208V247L210 246L209 248L206 249V247H205V248L202 249V250L210 251L211 254H213V255H211V256H212V258H211V256H209V255L207 254V253H209V252H207V251H206V253L203 251V253L206 254V255H203V253H201L202 251L200 252L201 249L198 248V247H200V246L198 245V246H195V248L192 247V248L194 249L195 252L192 251V253H194V254H193L192 257H191L190 255H191L192 253H189V254H188L187 251H189L188 249H191V246L194 245V244H192L193 242H192L191 239L194 238V235H195V234L193 235L192 232L196 233V232L194 231V229H195V227H196L197 225H195V224H196V223H197V224H200V223L198 222V221H200V220L197 219L198 221L196 220V221H197V222H196L195 220H192V219H191L192 222L195 221L196 223L194 222L193 225H189L188 223H189L190 219H189V220L186 219L188 216L185 217V215H182V217H185V219H181V220H180V219H179V216H181V215L177 216V215L173 212V213L175 214V216H177L178 218L176 217L177 220H175L174 217L172 216V215H173V213H172V214H171V217H172L174 220H172V219L170 220V216H167V217H166V214L163 215L164 212H165V209L170 205V203H171V205L175 204L174 206H178V205L180 204V202L182 201L181 198H182V197H186V196H182V197L178 198V199L181 200V201H180V200L178 201L179 204H178V202H177L178 199H176V201H174V200H175V199H174L175 197L173 198L174 200L171 198V199H172L171 201H172L173 203L170 201V203L168 202L167 204H165V199L167 198L166 196H167V193H169V192H165V195H166L165 197H166V198L163 196V197H164V198H163V199H164V202H162L163 200H161V199H162V198H161L162 195H161L160 191H161V190H165V191H166L167 187L164 189V187L161 186V185H159V184H158L159 187H162L163 189H162V188H159L158 186H156V187L154 186V187H153V185H151V183H150L149 181H147V179H148V180H151L152 184L157 185V184L154 182V180H152V179H150V178H147V179H146V177H144V179H146L147 182H145V184H143L142 187L145 186V189H146V188L148 189V182H149L150 186H149V189H148V190L146 189L147 192H149V190H151V187H152V190H154L155 188L158 187V189H160V191H157L158 189H157V190H154V191H156L157 193L159 192V194H160V195L157 194L156 197L158 196V197L161 198V199L158 198V202H157V204L160 203V204H162L161 206H163V204L165 205V206H163V207H165V209H162L160 205H159L160 207H159V206H155L157 209H158V207H159V209L161 208V210L163 211V212H162V211L159 212V211H157V209H153V208H154V205L152 206V202L154 203L155 201H157V200H156V197H155V198L152 197V198L155 199V201H151V200H150L151 202L149 201L150 204H151V207H153V208H149V209H147L148 207H150V205L146 208V207H145V206H147L146 201H145V204L142 203V201H141L140 204H142L144 207L141 208V209H139V210L141 211V213L139 212L140 215L142 214V209L145 210L144 208L147 209V212L144 211V212H146V213H144V215L142 214V215H141L142 217H144L145 214H146V216L152 214V216H148V217H147V219L149 218V220L145 221V220H143V219H144L146 216H145L144 218H142V217L139 216L138 214H135V213L138 211V208L141 207V206L139 207V206L135 205V202L132 203V202L134 201L135 198L132 197V198H133V199H131L132 202L129 201V203H131V206H132V207H133V205H135V207H138V208L135 209V210H137V211H134L130 205H127V204H129V203L126 202V201L130 200V198H128L127 195L123 196L124 198H126V196H127V198H128V200H126L127 198L124 199L125 201L123 200L124 202L127 203V204L125 203L126 205L124 204V202H122V201L119 200V199H121V196H122V193H123L122 191H124L125 194H128L129 197H130V195L133 196V195H134V192H135L136 195H137V194L139 193V192L137 193V190L140 189L139 187H141V185H139V187L136 188L135 183L138 182V181H140V182L137 183V185H138L139 183L141 184L142 182L145 181L144 179H142V180L140 179V178L142 177L141 175H137V173H136V174L134 173V174L137 175V177L139 178V179H138V178L135 176V177L138 179V181H135V180H137V179L134 178V174L132 173L133 175H132V174L130 175ZM258 173H259V174H258ZM131 176H132V177H131ZM101 177H102V176H101ZM111 178H112L113 180H111ZM131 178H134V179H131ZM142 178H143V177H142ZM100 180H101L102 182H101ZM108 180H111L112 184H111L110 181H108ZM116 180H115V181H116ZM98 181H99V182H98ZM107 181H108V182H107ZM100 182H101V183H100ZM105 182H107V183H105ZM94 183H95V184L97 183V184L95 185ZM120 183H123V181H121ZM120 183H119V186H120V185H123V186L125 185V184H120ZM132 183H133L134 185H133ZM258 183H260V185L262 184V186H259ZM99 184H100V185H99ZM102 184H104V185H106V184L109 185V184H110L112 188L110 187V185H109V186H108V185L103 186V189H104L103 192H104V191H105V192H104V193H101V192L98 191L99 194L97 195L98 192L96 191V192H97V193H96V192H95V189H96V190H99V188H100V189L102 190V186H101ZM257 184H258V185H257ZM88 185H89V184H88ZM92 185H93V186H92ZM146 185H147V186H146ZM95 186H96V187H95ZM98 186H100V187L98 188ZM107 186L110 187V188H109L110 190L114 189V190H112V191H113L112 198L110 197V196H111L110 194H112V191H110L109 189H108V191H107V188H108ZM123 186H122V187H123ZM257 186L261 188V190H262L263 193L259 194L261 191L258 192L257 189H260V188H257ZM94 187H95V189H93ZM106 187H107V188H106ZM142 187H141V189H142ZM134 188H135V190H134ZM138 188H139V189H138ZM118 189H119L120 192L118 191ZM120 189H121V190L123 189V190L121 191ZM101 190H100V191H101ZM116 190H117V192H116ZM152 190H151V191H152ZM169 190H171V189L169 188ZM169 190L167 189V191H169ZM256 190H257V192H256ZM86 191H87V193H86ZM92 191H93V192H92ZM114 191H115V192H114ZM127 191H128V193H126ZM141 191H142V190H141ZM143 191H145V190L143 189ZM154 191H152V194H149V195H150V198H149V199H151V195L154 194ZM171 191H172V192L169 193L170 195H171L172 193L175 192L174 190H171ZM106 192H107L108 194H107ZM109 192H111V193H109ZM92 193H93V194H92ZM94 193H96V195H97L98 197H99V195H100V198L102 197L101 199H103V197H106L107 195H109V196H107V199H105L104 201H108V199L111 198V199H112V205H111V204L108 205L109 203H111V202H109V201H108V202H109V203H108V202H104V201L100 202V201H101L100 199H99L98 201L95 200V199H97L98 197H97ZM100 193H101L102 195L105 194L106 196H104V195L101 196ZM114 193H116V196H115ZM118 193H119L120 198H118V197H119V196L117 195ZM149 193H150V192H149ZM163 193H164V192H162V194H163ZM91 194H92V196H91ZM142 194H143V192H141V195H142ZM146 194H148V193H146ZM256 194H255V195H256ZM93 195H94V196H93ZM141 195H139V197H140ZM143 195H144V194H143ZM143 195H142V196H143ZM149 195H148V196H149ZM163 195H164V194H163ZM170 195H169V196H170ZM258 195H256V199H257V201H260V200H258V199H260L261 196L259 197ZM89 196H90L91 198H90ZM114 196L117 197V198H113ZM145 196H147V195H145ZM154 196H155V194H154ZM169 196H168V197H169ZM172 196H173V195H172ZM172 196H171V197H172ZM257 196H258V198H257ZM94 197H95V198H94ZM108 197H110V198H108ZM137 197H138V195H137ZM139 197H138V199L136 198L137 201H138L140 198L142 199V197H140V198H139ZM262 197H264V196H262ZM84 198H85V201H84ZM88 198H90V199H89L90 202H89ZM143 198H144V196H143ZM169 198H170V197H169ZM111 199H110V201H111ZM114 199H118V200H119V201L117 202V203H119V204H117V203L115 202V205L117 204L116 207L114 206V202H113ZM136 199H135V201H136ZM149 199H147V200H149ZM154 199H152V200H154ZM182 199H183V198H182ZM185 199H187V198H184V200H185ZM262 199H263V200H262ZM262 199H261V203L264 202V198H262ZM93 200H94L95 203L97 202L98 206H97V204L93 203ZM121 200H122V199H121ZM143 200H146V198L143 199ZM166 200H167V199H166ZM114 201H115V200H114ZM137 201H136V202H137ZM185 201L187 202V200H185ZM190 201H193V200L190 199ZM103 202H104V204H106V207H107V205H108L109 207L105 208V205L103 204ZM120 202H122V203L125 205V206H124V207H126V208H124L125 210H127V209L130 210V208H131L132 211H131V210H130L131 212H127L128 210H127V211L124 210L125 212L120 211V210L123 209V207L120 208L121 206H123L122 203H121V206H120ZM139 202H140V201H139ZM143 202H144V201H143ZM149 202H148V204H149ZM174 202H175V203H174ZM176 202H177V203H176ZM182 202H183V203H182ZM182 202H181L182 205H179L178 208H181V206H183V204L186 205V202H184V201H182ZM100 203H102L103 205H102V204H101V205L104 206V207L100 206ZM188 203H189V204H188ZM259 203H260V202L257 203V206L259 207V205H260V209H259L258 207H256V208H257V209H256L257 212H256V211H255V212H251V211H250V212H248V213L246 212L247 215H248L250 218L256 216L255 218L258 219V218H260L259 215H260L261 213L264 214V211H263V212L260 211V210H263V209H264V208H261V205H263L264 203H262V204H259ZM83 204H84V205H83ZM87 204H88V205H87ZM132 204H133V205H132ZM136 204H138V202H137ZM168 204H169V205H168ZM176 204H177V205H176ZM196 204H197V202H195V205H196ZM118 205H119V206H118ZM155 205H156V203H155ZM166 205H168V206H166ZM171 205H170V207H171ZM185 205H184V209H185V210H187V211L192 210V209H188V208L186 209ZM187 205H191V202H189V199H188ZM193 205H194V204H193ZM86 206H87V207H86ZM111 206H112V207H111ZM113 206H114V208H113ZM117 206H118V207H117ZM127 206H128V207L130 206V208H128ZM196 206H197V205H196ZM199 206L202 207L201 209H203V210H205V211L203 212V211L200 210V213H199V212H198L199 209H200ZM263 206H264V205H263ZM98 207H102V208H104L105 211H104V210H102V211L99 210V211H98V210H95V209H94V208L97 209ZM170 207H168V209L166 210V213L168 212V210H169ZM89 208H90V209H89ZM102 208H100V209H102ZM110 208H111V209H110ZM112 208H113V209H112ZM117 208H118V209H117ZM133 208H134V207H133ZM172 208H173V207H172ZM172 208H171V209H172ZM174 208H175V207H174ZM174 208H173V209H174ZM178 208L176 207V208L174 209V211H175L176 209H178ZM98 209H99V208H98ZM115 209H116V210H115ZM151 209H152V211H153V210L155 211V212L153 211L154 214L152 213ZM184 209L182 208V209H178V210L181 211V210H184ZM196 209H198L197 212L194 211V210H196ZM92 210H94V211H92ZM107 210H108V209H107ZM148 210L151 211L150 214H148V213H149ZM185 210H184L185 214L188 213V212H186ZM87 211H88V215H87V217H88V216H93L92 218H94V216H95L96 213H97V216L95 217L96 220L93 219V220H95V221L91 222V221H92V218H91V217H90L91 221H90V219L87 218V217H86V220H87V221L83 218L84 216H86ZM89 211H90V212H89ZM95 211H96V213H95ZM169 211H170V210H169ZM176 211H177V210H176ZM176 211H175V212H176ZM259 211H260V212H259ZM121 212H123L124 214H122ZM133 212H134V216H135V217H136V215L139 216V217H136V218H135V219L138 220V221H136L135 219H132V218L130 217L131 215H133ZM161 212H162V216H161V217H162L165 221H164V220L162 221V219H161L160 216H159V215H160L159 213H161ZM170 212H172V210H171ZM194 212L199 213L200 216H199V215H196ZM205 212H206V213H205ZM84 213H85V215H84ZM90 213H91V214H90ZM101 213H100V214H101ZM125 213H128L126 216H129V217H128L129 219H127L126 216H125V218H124ZM157 213H158V215H157ZM177 213L180 214L181 212L177 211ZM201 213H202V215H201ZM204 213H205L207 216H205ZM217 213H219V211H217ZM220 213H221V214H217L218 217H219V215L222 216V217H220V218H224V219H226V218H229V217H227V216H230V214H226V213L223 214L222 212H220ZM250 213H251V214H250ZM259 213H260V214H259ZM80 214H81V215H80ZM93 214H94V215H93ZM129 214H130V215H129ZM182 214H184V213H182ZM225 214H226L227 216H226ZM252 214H253V215H252ZM256 214H257V215H256ZM258 214H259V215H258ZM262 214H261V215H262ZM78 215H79V216H78ZM82 215H84V216H82ZM102 215H103V213H102ZM104 215H105V214H104ZM106 215H105V216H106ZM167 215H168V214H167ZM169 215H170V214H169ZM186 215H187V214H186ZM203 215H204V216H203ZM247 215L244 214V215H242V216L244 217V216H247ZM250 215H252V216H250ZM80 216H81V217H80ZM154 216H155V217L159 216V217H158L157 219H155ZM223 216H224V217H223ZM225 216H226V217H225ZM242 216H240L241 218L236 217V216H230V218H231V219H232L233 217H235L236 219L238 218V221L236 220V222H242V223H243V221L246 222L248 219H247V220H246V219H242ZM258 216H259V217H258ZM263 216H264V215H262L261 217H263ZM132 217H133V216H132ZM140 217H141L142 221H144L145 223H147V226H148V223H150V224H149L150 227H149V226H148V227L146 226V228H148V229L145 228V229H146V230H145L144 228H142L144 225H142V224H141V221H139L140 219H138V218H140ZM150 217H151V218H150ZM152 217H153V218H152ZM182 217H180V218H182ZM189 217H188V218H189ZM106 218H108V217H106ZM106 218H105V219H106ZM130 218H131L132 220H131ZM165 218H166L167 220H166ZM168 218H169V219H168ZM244 218H246V217H244ZM263 218H264V217H263ZM263 218H261L262 220H259V221H257V219L255 220L254 218H252V219H254V220L249 221V220H250V219H249V220L246 222V223H248V226H249V225L254 226V227H251V228L248 227V229H249V228H250V230L252 229L251 233H246V232L248 231L247 228H246V227H247V224H246V223H245V224H246V225H245L246 227H244V224L240 223L241 225H243V226H241V228L239 227L240 224L237 223L238 227H239L241 230H243V229L246 230V232H244V235H247V236L245 237L246 240H244L245 238L242 240L243 243H242V242L238 243V244H240V245H237V246H236V248L238 247L237 250L240 249L239 251H240L241 253L244 251L245 254H246V252H247V254L250 255V258L252 257L253 259H255V258L257 257L258 259L254 260V261H257V260H258V261H260V262H263V261H264V260H263V259H264V258H263V255H264V254H263V252H262L264 247H261V246H260L259 249L257 250V248H256V246H255L256 249H254L255 241L252 240L253 238H250L249 235L251 236L252 232H255V230H253L255 227H257V228H259V229H261V230L264 231V219H263ZM98 219H100V223H98V221H99ZM111 219H112V220H111ZM145 219H146V218H145ZM224 219H222V220H224ZM231 219H230V221H232ZM239 219H241V221H240ZM80 220H79V222H80ZM88 220H89V223H88ZM107 220H108V219H107ZM133 220H135V221H133ZM182 220H185V221L187 220L186 223L188 222V223H187L188 226H187V224H183L182 226H179V227H181L182 230H184V229L187 230L186 226H187V227L191 226V228H193V229H192V231L190 230V231H191V234H190L189 236H190V237L192 236L193 238L191 237V239H190V237L187 236V237H189V238L186 239V235L189 234V232H190V231L188 232V230H187V232H188L187 234H186V232H185V234H184V232H182V230H179V231L176 230L177 228H179V227L177 226L179 223H180V225H181L183 222H185V221H182ZM226 220H227V219H226ZM242 220H243V221H242ZM110 221H108V222H110ZM130 221H133L134 224L136 223V224H137V225L135 224L136 226L139 225L137 229H139L140 231L137 230L138 233H137V231L135 230L136 227H135V226L132 227L134 224H133L132 222H130ZM148 221H149V222H148ZM173 221H175V223H177V225H175V223H174ZM176 221H177V222H176ZM180 221H182V222H180ZM208 221H209V222H208ZM224 221H225V220H224ZM252 221H253V222H252ZM255 221H257V223H255ZM262 221H263V223H261ZM76 222L79 223L77 219H76L75 223H76ZM138 222H139V223H138ZM144 222H143V223H144ZM165 222H166V223H165ZM170 222H173V223H170ZM226 222H228V220H227ZM232 222H234V220H233ZM236 222H234V223L236 224ZM75 223H74V225H75ZM91 223H92V225H91ZM130 223H132L133 225L130 226V225H131ZM162 223H164V224H162ZM208 223H209L210 225H208ZM253 223H254V224H253ZM107 224H109V223H107ZM107 224H106V225H107ZM151 224H152V225H151ZM166 224H167V227H168V228L166 227ZM168 224H169L170 227L168 226ZM170 224H171V225H170ZM173 224H174L176 227H175ZM255 224H258V225H255ZM262 224H263V225H262ZM74 225H73V226H74ZM94 225H95V224H94ZM94 225H93V226H94ZM122 225H123V226H122ZM159 225H160V226H159ZM172 225H173V226H172ZM184 225H186V226L184 227ZM194 225H195V226H194ZM259 225H260V226H259ZM73 226H72V227H73ZM95 226H96V225H95ZM95 226H94L93 229H92L93 231L97 230V229H95V228H96ZM102 226H101V229H102ZM120 226L118 225V226H116V227L121 228ZM151 226H152V227H151ZM164 226H165V228H164ZM193 226H194V227H193ZM74 227H76V225H75ZM139 227H140V228H139ZM183 227H184V228H183ZM198 227H199V226H198ZM198 227H196V228L198 229ZM200 227H199V228H200ZM205 227H206V229H205ZM243 227H244V228H243ZM119 228H118V229H119ZM141 228H142V229H141ZM169 228H170L171 230H170ZM172 228H176L175 231L179 232V233H178V235H179L178 238H179V239H180V237H183V235H185V238H183V239H186V242L189 243V244L192 242V243L190 244L191 246L187 244V245H188V246H187L188 249L186 248V245H183V246L187 249L186 251H184L185 249H183V252H182V248H183V247L181 246V245H182V242H181V241L183 240L182 238L179 240V239L176 237L177 235H176V236L174 235V237L177 238V239H175L176 246H174L175 244H173V243L171 242V241L174 240V239H173L174 237H173V235H170V233H171V234H173V233L176 234L175 231H174ZM181 228H179V229H181ZM191 228H189V229H191ZM242 228H243V229H242ZM245 228H246V229H245ZM94 229H95V230H94ZM113 229H115L116 231L113 230ZM122 229H121V230H122ZM143 229H144L145 231L149 230V232H150V233H149L148 231L145 232V236H146V237L144 236V234L141 235V234H142L141 232H142ZM150 229H151V231H150ZM164 229H165V230L167 229V231H165V234H167L166 236H168V238H169L168 243H167L166 246H165L166 240H163V239H165V238H167V237L165 236V234H162V233H164ZM168 229L170 230L169 232H168ZM255 229H256V228H255ZM259 229H256L257 234H256V232L253 233V234H255V237H256V236L258 237L259 232H260V233L263 232V231H261V230L259 231ZM102 230H103V229H102ZM112 230H113L114 232H113ZM134 230H135V231H134ZM144 230H143V232H144ZM160 230H161V231H160ZM172 230H173V233L171 232ZM195 230H196V229H195ZM199 230H198V232H199ZM212 230H213V231H212ZM257 230H258V231H257ZM100 231H101V230H100ZM196 231H197V230H196ZM101 232H102V231H101ZM135 232L137 233L136 235H135ZM158 232H159L160 234H159ZM161 232H162V233H161ZM180 232H182L181 235H180ZM248 232H249V231H248ZM139 233H141V234L138 235ZM146 233H149L148 236H149L150 238L147 237ZM208 233L205 234V232H204L205 235L203 234V236H207ZM101 234H103V233H101ZM116 234H118L119 236H117ZM182 234H183V235H182ZM248 234H249V235H248ZM263 234H264V233H262V235H263ZM108 235H107V237H108ZM130 235H132V237H133V236H134V237L131 238ZM137 235H138V236H137ZM160 235H163V236H165V237H162V236H160ZM196 235H197V233H196ZM196 235H195V236H196ZM260 235H261V234H260ZM260 235H259V236H260ZM135 236H136V239H137L138 241H137L136 239H134ZM140 236H143V237H145L146 239L143 238V237L140 238ZM154 236H155V238H154ZM157 236H159V237H157ZM169 236H172L173 238L171 237V240H170V237H169ZM221 236H222V235H221ZM225 236H226V235H225ZM116 237H115L114 239H111V238H110L111 240H113V244L116 242ZM126 237H127V238H126ZM137 237L140 238L142 241L144 240V242L142 243V241H141V243H139V242H140V241H139L140 239H138ZM152 237H153V238H152ZM160 237H161V239L163 238V239H162V240H163L162 242H165V243H164V245H163V243H159L160 245L157 243V245H156L157 248H155L156 246L154 245V246H155V247H154V246L152 245V244H153V243H152V240H153V241H154V240L157 241ZM198 237H197V238H198ZM223 237H224V235H223ZM247 237H248V238H247ZM251 237H254V235H252ZM257 237H256V238H257ZM260 237H261V238H259V240L261 239V241H262V242L260 241V243H261V244H264V243H263V242H264V240H263V239H264V235H263V236H260ZM104 238H106V237H104ZM108 238H109V237H108ZM124 238H125V239H124ZM148 238H149V242H150V239H151V246L154 247L155 250H154V249L151 250L152 247L149 245V242L146 243V241H148ZM156 238H158V239H156ZM195 238H196V237H195ZM197 238H196V239H197ZM102 239H103V237H102ZM127 239H129V240H127ZM132 239H133L134 241H133ZM161 239H160V240H161ZM200 239H203V241H204L206 244H204V242L202 243V242H201L202 240L200 241ZM248 239H249V240H248ZM250 239H251V240H250ZM257 239H258V238H257ZM108 240H109V239H108ZM108 240H107V241H108ZM114 240H115V241H114ZM176 240H177V241H176ZM178 240H179L180 242H179ZM188 240L191 241V242H189ZM197 240H198V239H197ZM212 240H213V241H212ZM105 241H106V240H105ZM107 241H106L105 243H103V244L105 245L106 243L108 244L109 242H111L110 240H109V242H107ZM125 241H126V243H125ZM131 241H132V243H130ZM158 241H159V240H158ZM158 241H157V242H158ZM211 241H212V242H211ZM247 241H248V242H247ZM119 242H120V241H119ZM137 242H138L139 244H141L142 247H141ZM170 242H171L172 244H171ZM184 242H185V241H184ZM186 242H185V244H186ZM250 242H252V243H250ZM117 243H118V242H117ZM127 243H129V244H127ZM135 243H137V244L135 245ZM145 243H146V244H145ZM169 243H170L171 245H173V247H172V246H169V245H170ZM177 243H178V245H177ZM107 244H106V246H102V247H101L102 249H103V247H106L105 250L103 249L104 251H107L108 248H111V246H108V247H107ZM109 244H112V243H109ZM109 244H108V245H109ZM113 244H112V247H114ZM118 244H120V243H118ZM118 244H114V245H117V246H115V249H116V247H119ZM131 244H132V245H131ZM142 244H143V245H142ZM144 244H145V245L148 244L147 246H150L151 248H149V249L147 250L146 248H148V247L145 248V247H144V246H145ZM154 244H156V243H154ZM168 244H169V245H168ZM247 244H248V245H247ZM250 244H251V245H250ZM123 245H126V246L128 245V247L123 246ZM161 245H163V246H162V247H159V246H161ZM243 245H244V246H243ZM167 246H169V247H171V248H169V247H167ZM179 246H181V247H180L181 249H178ZM189 246H190V248H189ZM245 246H246V247H245ZM68 247H70V246H68ZM133 247H132V248H133ZM137 247H138V249H140V250H135ZM164 247H166V248H164ZM174 247H177V248L175 249V250L177 251V253H176V251H175L176 254H173V253H174V252H173V251H174ZM196 247H197V248H196ZM212 247H213V248L215 247V248L212 249ZM241 247H242V249H244V250L241 251ZM243 247H244V248H243ZM142 248H145L146 250H143V251H142V250H141ZM160 248H161V249H160ZM168 248H169L170 250H168ZM202 248H203V247H202ZM251 248H252V249H251ZM261 248H262V251H261V252H262L263 255H261V252H259V250H261ZM70 249H71V247H70ZM106 249H107V250H106ZM113 249H114V248H112L111 250H113ZM158 249L161 250V251L164 250V252L161 253V251L159 252ZM165 249H166V250H165ZM193 249H192V250H193ZM198 249H199V250H198ZM209 249H210V250H209ZM103 250H102V251H103ZM109 250H110V249H109ZM153 250H154V252H153ZM167 250H168V251L173 250V251H172L173 253H172V254L170 253V255H168L169 253H168ZM180 250H181V251H180ZM196 250H197V251H196ZM211 250H212V251H211ZM254 250H256L257 253L254 254V255H252V253H254ZM67 251H68V250H67ZM96 251H97V252H96ZM96 251H94L93 253L96 254V256H98V259H97L98 261H97V262H102V261H103L102 264H106V263L108 264V262L110 261V259H111L112 261L114 260L115 262H117V261L113 258V256H111L112 258H110V256L107 254V255L109 256V259H108V256H107L106 254H103L104 251H103V252L98 251V250H96ZM115 251H114V253H115ZM134 251H135V254L133 253ZM136 251H138V252L141 251V254L137 255L138 252H137V254H136ZM165 251H167V255H168L167 258H166V256H165V255H166ZM178 251H180L181 253H185V252H186V253H185L186 255L183 254V255H185L186 257H183L182 254L179 255L180 253H179ZM5 252H6L7 256H6ZM10 252L12 253L13 251H11L10 249H9V251H7V248H3V247L0 245V264H11V262H12V264H14V262L20 261L21 258H20V259L17 258V257H16L17 255H16L15 253H13V254H15V257H12V256H14V255L11 256V253H10ZM68 252H70V250H69ZM68 252H66V253H67V254H65L66 256H67V255H68V256L70 255V253H68ZM98 252H101V253H98ZM107 252H111V251H107ZM107 252H105V253H107ZM149 252H148V253H149ZM158 252H159V253H158ZM196 252H197L198 254H197ZM199 252H200V253H199ZM213 252H214V253H213ZM216 252H217V250H216ZM249 252H250L251 254H249ZM258 252L260 253V255L262 256L263 259L261 258L260 255H257V254H259ZM97 253H98L99 255L101 254L100 256L103 255V256L101 257V259H102V258H104V259L101 260V261H99V260H100V257H99V255H97ZM111 253H113V251H112ZM139 253H140V252H139ZM142 253H146V255L144 254L145 256L143 255V257H142ZM160 253H161V254H160ZM178 253H179V254H178ZM91 254H92V253H91ZM91 254H89V255H91ZM94 254H92L93 257H94ZM118 254H119V255H118ZM128 254H127V255H128ZM158 254H160V255H158ZM187 254H188V256H187ZM196 254H197V255H196ZM201 254H202L203 256H202ZM209 254H210V253H209ZM247 254H246V255H247ZM123 255H124V257H127V256H125V255H126V252H125ZM123 255H122V256H123ZM136 255H137L138 257L141 255V256H140L141 259H142L141 262H138L140 259L137 258ZM172 255H174V256H172ZM194 255H195V256H194ZM207 255H208V256H207ZM251 255H252V256H251ZM255 255H256V257H255ZM4 256H5V257H4ZM68 256H67V258H68ZM92 256H90V258H91ZM96 256H95V257H96ZM105 256L107 257V260H108V261L106 260V257H105ZM122 256H121V258H122ZM135 256H136L137 259L135 258ZM147 256H150V254L147 255ZM180 256H182V257H180ZM214 256H216V257H214ZM259 256H260V257H259ZM18 257H20V256H18ZM64 257H65V256H64ZM93 257H92V258H93ZM193 257H194L195 259H194ZM13 258H14V259H13ZM16 258H17V259H16ZM65 258H66V257H65ZM96 258H97V257H96ZM96 258H94V259H96ZM121 258H120V259H121ZM151 258H152V257H150V259H151ZM159 258H160V257H159ZM159 258H158V259H155V261H154L153 259H152V260L149 259V260H150V262L153 261L154 263H156V262H158V263H162L163 260L159 261ZM172 258H171V259H172ZM178 258H177V259H178ZM184 258H186V259H184ZM199 258H200V259H199ZM214 258H215L216 260H215ZM259 258H261V260H259ZM124 259H125V258H124ZM138 259H139V260H138ZM161 259H162V257H161ZM192 259H193V260H192ZM201 259H202L203 262H201ZM209 259H210V260H209ZM253 259H252V262H253ZM13 260H15V261L13 262ZM136 260H138V261H136ZM157 260H158V261H157ZM173 260H174V259H173ZM194 260H195V261H194ZM206 260H207V261H206ZM250 260H251V259H250ZM262 260H263V261H262ZM104 261H105V262H104ZM112 261L109 262V263H111V264L115 263L114 261H113V263H112ZM124 261H125V262H124ZM170 261H171V262L168 261L169 263H168L167 261H165V263H166V262H167L166 264H174V263H176V262H177L176 264L179 263L178 260H176V259H175V262H174V263H173L172 260H170ZM191 261H192V262H191ZM198 261H199V262H198ZM214 261H215V262H214ZM258 261H257L256 263L254 262V263H249V264H260V262L258 263ZM123 262H124V263H123ZM137 262H138V263H137ZM146 262H148V264H150L148 260H147ZM146 262H145V264H147ZM163 262H164V261H163ZM200 262H201V263H200ZM204 262H205V263H204ZM249 262H250V261H249ZM142 263H141V264H142ZM158 263H157V264H158ZM98 264H101V263H98ZM116 264H117V263H116ZM151 264H152V263H151ZM163 264H164V263H163ZM225 264H228V260L225 261ZM229 264H230V263H229ZM232 264H233V263H232ZM234 264H236V263H234ZM261 264H262V263H261Z\"/></svg>",
  "mask_w": 264,
  "mask_h": 264
}]
</instances>
